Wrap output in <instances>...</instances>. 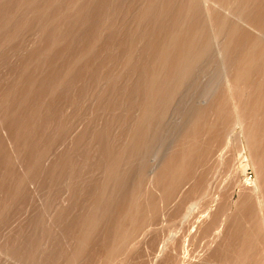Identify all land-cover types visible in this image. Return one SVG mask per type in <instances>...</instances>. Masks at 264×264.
<instances>
[{"label": "rangeland", "instance_id": "rangeland-1", "mask_svg": "<svg viewBox=\"0 0 264 264\" xmlns=\"http://www.w3.org/2000/svg\"><path fill=\"white\" fill-rule=\"evenodd\" d=\"M88 1L87 0L86 1L85 0L82 1L81 0H0V264H14L15 262L17 263L18 260L19 263L17 264H23V263L24 264H29V263L30 264H161L162 261L164 262L162 264H165V262L168 260L170 262L172 261V263L175 264H178L176 263L178 261L179 263L181 261L182 264L183 263L209 264L208 262L212 259V257L214 258L218 250L224 252V250L227 249L230 250L232 248L233 245L232 240L234 241L236 240V242L238 241L237 244L239 242L241 243V239H239V237H242V234L244 237H248L250 236L249 234H251V237L253 236L254 238L257 232H255L256 233L255 235L254 234L252 235V233L258 229L259 231L262 230L261 232H263V235L262 233L260 235L261 237H263L264 236V214H263L264 206L262 205L264 203H262L261 205L263 208L261 206L259 208V206H257L260 205L257 202V200L259 199L258 194L255 195L256 198L258 197L256 200L254 199L255 197L253 195L250 197L251 194L247 193L252 190L253 184L262 183V181L260 180V177L262 175H260L259 177L260 174L259 171H261V167H258V162H259L258 152L261 151H259V145L257 144V140L255 139V136L251 135L253 133L249 134L250 133L249 130L253 132L252 130H254V128L251 126L252 128L247 129L249 132L247 134H246L247 130H244L247 127V119H249L250 117L246 119L244 114L247 113V111H245L244 113V108H243L245 105L242 106L243 108L242 110V108H240L241 106H239L240 104L239 102L241 100L243 101L245 99L250 98V100H247L249 101L250 104V102L253 101L252 99L256 97L253 96L254 95V91H253L252 92L253 97L251 98V91L253 90V87L254 88L256 87L255 89H257L259 87L257 85L261 84L258 83L255 86L256 84L255 82H257L256 80H258L257 78H259L260 76L259 74L262 71L261 68H263L264 66L263 63L264 61H260L259 63L260 65L257 69H255L256 67L253 68L258 71L261 69L259 73L258 71L253 72V70L250 68L252 70L251 72L254 73L252 77V73L248 71L252 79L256 76L255 80L254 79L251 80V77H248L247 72H244L245 70L244 58H242L243 60L240 59L236 61L238 57H240V52H239L240 50L238 49H242V46L243 49H245L244 46H246L247 48L248 46L246 45L245 41H244L245 45H242L243 44L242 40L240 41L242 45L241 46L240 42L237 43L238 40L235 39L233 40L235 45L241 46V47L238 46L237 52L235 54L236 55L235 65L239 63L238 64L239 66L236 67L237 70L234 71L235 77L232 76V80H229L230 75L233 74L232 72L229 74V76H224L221 75V71L218 73L219 69L218 70L215 69L220 76H223L221 77L223 80L218 78L219 76L217 78L215 77L216 79L222 81L221 83L218 80V82H220L221 84L219 83L216 84L221 86L224 85L222 86V89L225 87V89H223L225 91L224 92L221 91L220 86L218 87L216 84L214 85L215 88L217 89L219 88L218 92L221 91V94H219V98L217 96L218 98L217 105L218 102L220 104L221 101L222 104L224 105L223 100L227 99L224 98L227 95L226 97H228L229 99V100L227 99V101L230 102L228 103L227 101H225V105L229 104L231 105L230 108L232 110L235 109L233 113H231L232 110H230L228 105L227 108H229L230 113L228 112L227 113L228 115L236 113V118L235 115H232V117L234 116V120L236 119V123L234 122V120L233 123L231 120L230 121L228 120L231 118V115H229L230 117H228L226 113L228 109H226V107L225 109L222 108V110H225V112L220 109L221 114L223 112L226 113L223 114L224 117L227 115L228 119L225 118V121L227 120L228 124L231 122L233 123L230 125L231 126L230 130H228L227 127L229 125L227 126L226 124L224 126V124L227 122L222 123L224 117L222 116L223 118L220 119L221 114L219 113L218 110L220 107L219 108L217 107L216 109L215 106V109L216 111H218L220 116L217 115L218 113L216 111L215 113L217 114L214 113V110L211 111V109L214 107L215 104L214 101L212 100V97H210L211 99H208L206 101L208 102L212 101L214 103L213 106L208 102L205 103L206 101L196 102L197 104H199L198 105L199 107L193 105L191 108L192 110L188 112L184 111L183 109L180 110L182 108V100L180 99L185 96V92H186L185 87L190 82L189 80H186L187 77L185 76L187 75L183 74L184 72L183 70H185L186 74H188V79L192 80L193 75L192 73L189 74V72L195 69L202 70V68L207 65L211 66L210 63L207 64L208 62H211V60H209L211 56H209L208 58V55L210 54L205 56L206 59H204L205 57L203 56L202 58L200 57V55L203 54V52L201 51L204 49L202 48V46L204 45L202 40H204L205 38H201L202 34L201 32H198L200 30L197 29L200 24H203L204 29H206L208 33L210 32L209 33L210 36L212 35L211 37L212 40L215 39V41L212 42L213 45H215L216 42L215 37L217 35L213 33H215L214 28L216 29L217 27V25H215L214 23H217V21L215 20V13L213 12L214 8L211 3L205 2V4H207L206 5L208 8L207 9L205 8L206 6L203 7L205 5L204 3L202 6L200 5L202 4V2H204L203 0L202 1L201 0H188V1L187 0H126L124 3H121L120 1H114L113 4L111 5L112 12L110 13L108 12L112 16L111 22L109 21L110 15L109 17L106 18V16H108V13L106 11L104 12L100 10L102 13L99 12L100 14H98L99 17L97 19H99V21L97 20L98 23L95 24V27L93 28L94 30L91 29L93 32L86 30L87 33L88 31L90 33V34L88 33L89 35L88 36L86 31L85 33H82L84 31H81V26H79L80 23H78L80 21L76 17L78 11L81 12L84 10L83 8L84 6H86L85 4H87ZM195 1L199 2L200 4L198 3L197 4L201 7L197 10L200 11L201 9V12H203L204 10L205 11L204 14L195 10V7L198 8ZM246 1L248 0H245V2ZM251 1L252 0H250V2ZM77 2H79L80 5H78L79 3ZM186 2H189V4ZM250 2L248 1L244 4L245 5L248 3L250 4ZM71 3L73 7L74 4L77 5V7L75 5L76 9L75 8L72 9ZM79 6L81 7L80 9ZM188 6L194 8V11L198 13L195 12L194 15L193 9L192 8L188 9ZM209 6H212L211 8H213V10ZM241 8L239 10H241ZM187 9L190 11V13L187 12L188 11ZM208 11L210 14L212 13L214 15L212 14L208 15L209 14ZM191 12L193 13V15ZM245 12H247L246 15H253V17L257 15L256 14L257 11L253 12V11L245 10ZM199 13H201V15L203 16H200ZM102 14H104L105 16H102ZM197 15L200 16L201 19L203 17L204 21H202L201 23L200 21H197V20H201L199 17L197 18ZM100 18L103 19V21L105 20L106 21L102 22ZM253 19L254 18L251 17L249 22H251ZM190 20H192L191 21L192 24L194 22L193 25L190 22L189 25H187L188 24L187 22ZM205 21H207V23H204ZM99 22L100 23L102 22L101 25L104 23V26H107V28L101 26ZM106 22L109 24V26ZM208 22L209 23L211 22L212 26L214 24V27L210 26ZM249 22H248L249 26H247L249 30L247 29V27H245L247 31H250L248 32L249 34L252 33V36L259 33L262 34L261 31L258 30L259 28L257 27L258 24H256V22L252 21L253 24L251 23L249 24ZM77 24L78 27H76ZM98 24L101 27H99ZM195 24H197V26ZM190 25L196 28H193L194 29L193 30ZM208 25L209 27H207ZM251 25H255L254 26L255 28L252 27ZM73 26L77 28V31H75L76 29L74 30L75 27ZM64 29L67 30L65 31ZM78 29H80V33H81L80 35L82 36L83 34L86 35L83 37L78 35L79 34ZM187 29L188 31H186ZM189 29L191 31H189ZM195 29L196 32L199 33V35L201 34L200 35L201 37L198 36V33L196 34L195 32L194 33L192 32L195 31ZM211 29H213V32ZM68 31L71 32L69 33ZM184 31L186 32L187 36L190 35L191 37L190 36L187 37L184 34ZM217 31L219 33V30ZM72 32H75L74 35H76V37L73 35ZM69 35L72 36L68 37ZM194 36L199 37V39L198 38L196 39V37ZM220 36L219 38L221 39V41L218 38L217 42L219 43L220 41V45H221L222 38L225 35H223L222 37ZM73 37L75 38L73 39ZM185 37L190 39L188 40L186 39L187 41L186 42L184 41ZM180 38L181 40H183V43L180 40ZM225 39L227 40L225 42H229L228 40L229 38L227 36L223 38V40ZM189 40H191V42ZM188 41H189V46L186 47L185 45H188ZM194 42L198 43L197 46L199 49H197L196 43ZM200 43L203 45H201ZM191 46L192 47L196 46V47L190 48ZM215 47H217V44ZM215 47H213V50H215L214 49ZM243 51L241 52L242 54ZM245 51L243 55L246 57ZM198 52L201 53L197 54ZM188 53L190 57L188 56ZM211 55H215V53H211ZM216 55L217 57H219L218 54ZM224 55L225 54H222V57ZM197 56H199L200 58L196 59L198 58ZM183 57L186 60V63H184L185 60L183 59ZM217 57H215V59ZM222 57L220 55L219 59L217 60H215L214 57H212L213 58L212 62L215 60L216 63H218L219 60L218 65L220 66L221 60L222 59L225 60L227 58V55L224 58ZM158 59L160 61L162 60L161 64H163L164 67L165 66L168 67L159 68L160 61ZM178 60L184 65L183 64L181 65V63ZM176 61L177 64L178 63L180 64L179 71L181 70V68H183V66L185 69L183 68L180 72H178L177 67L179 64L176 66L175 70L174 68H171ZM191 61H193V63ZM204 61L205 62L207 61L206 62L207 65L205 64ZM198 62L199 63L201 62L200 64L204 63V66L198 64ZM214 62L213 64H215L216 66V63ZM189 63L190 65H188ZM241 64L244 69L242 71L244 72V74L246 73L245 75H247L246 77L248 78V80L246 79V81L244 80L243 82L248 83L251 80L250 84L246 86L245 84L243 85L245 87L247 86L249 87L253 84V86H251L252 88L249 87L250 89H252L250 92L249 90L247 91V93H250V97H249L248 96L249 94L245 93L246 90L249 88L247 87L246 89L245 87H243L241 84L242 81L240 80L241 81L240 86L243 87V88L240 87L241 88L240 90L246 89L243 90L244 96L242 98H244L245 95L246 97L245 99H241L239 101L238 97L240 96L242 91L238 93L239 90L235 91L236 88L233 89V87L238 85L237 88L239 89V84H237L238 83L237 81L239 79H237L236 81L235 73L238 71L242 72L240 71ZM163 65H161L160 67H162ZM197 65L198 66L200 65V67L198 68ZM215 66L213 65L211 67H215ZM188 67L189 70L187 69ZM233 68H234L233 70L236 69L235 67ZM204 70L205 68L203 69V71H198V73L193 71V74L198 75L202 73V75H199L200 76L199 78L204 80L205 77L207 78L208 75L210 76V74H208V71L207 70L204 71ZM179 73L180 76L183 75L181 78L179 76ZM261 75L262 76L264 75L263 71ZM172 76L175 77V79L172 78L173 83H171ZM201 76L203 77L201 78ZM225 77L227 80L225 79ZM154 78L158 79L156 81L157 84L155 82L156 79L154 80ZM233 78H235V80ZM243 79L245 78L243 77ZM176 80L180 81L179 85ZM205 80H206L205 82H207L208 79ZM181 81H183L184 83ZM263 81L260 82L263 83ZM151 82L153 83L155 82V83L153 84ZM167 82L168 84H166L167 86H165L164 84ZM232 82L234 86L232 85ZM181 84L183 86H181ZM181 87L183 89L182 92H181ZM215 88L212 89L213 92ZM262 88L260 87L261 90ZM163 89H165V91ZM259 90L257 89V91ZM215 91L217 92V90ZM263 91L264 89L261 91L262 94L264 93ZM216 92L213 93L214 96L211 93V96H213V98L215 97V95L218 94V93L215 94ZM174 93L178 95V98L176 94L174 96ZM256 93L257 92L255 91V94ZM258 93L260 94V91ZM170 94H173V96L171 95L170 97ZM263 96L260 95L258 97L262 98ZM165 97H168L169 99ZM222 97L224 99L220 100ZM258 97H257V101L258 100L261 101L262 99L264 100V98L260 100L258 99ZM25 99L28 101L26 102ZM164 99L167 100L164 101ZM172 99H177V100H172ZM254 100L256 101V99ZM30 101L31 102L33 101L32 104L30 103ZM162 102L165 103V105ZM168 102H171V104L169 105ZM175 102H178L177 105L175 104ZM241 103L246 104V101H243ZM34 104H36V106H34ZM222 104H220L219 106L224 107L225 105L223 106ZM249 104L247 102V105L245 107L250 106ZM251 104L253 105L254 102ZM262 104L264 105V103ZM175 105L178 107H176ZM28 106L31 108L29 109ZM38 106H40L42 111L41 109L39 110ZM258 106L261 109V104H258ZM194 107H196V109L199 108L200 116L198 115V117H201V114L204 113L203 111H205V113L202 116L204 117V119L207 118V120H203V117L198 118L201 120L196 119L197 114L199 113H197L198 110L195 111V109H193ZM250 107L251 108H245L249 110L248 111L249 113H247L246 116L250 115V109H252L251 111H253L252 106ZM262 107L264 108V106ZM167 108H168V112L166 111ZM172 108L175 110H173ZM259 108L257 107L258 117L260 116L259 114L264 115L263 113L264 109H262L263 112L261 113ZM28 109L32 114L29 113V111H27ZM33 109L34 111L36 110L35 114H33L34 112ZM193 110L196 112L195 113L196 118L190 120L194 117V113L192 114L193 116L191 115V112H194ZM164 112L166 113V115H164ZM237 112H243V114L238 113L240 115L239 116ZM159 113L161 115H159ZM170 113H175V114L172 115ZM184 113L185 115L187 113V115L184 116V120H181L182 119L181 116H183ZM252 115L250 116L252 117ZM145 116L147 118H145ZM179 116L181 119L179 118ZM188 116L190 119L188 118ZM163 117L165 120L162 119ZM167 117L168 120L166 119ZM240 117L241 118L243 117L244 120L246 119L245 120L246 127L243 124L244 120L242 123H240L243 119V118L241 119ZM255 117L256 116L252 117L253 121L254 120L257 121L261 119V117L260 118L256 117L257 119L256 120ZM173 118H175V120ZM238 118L241 120H239ZM263 119L264 118L262 116L261 120ZM250 121L249 123L252 122ZM25 123L28 124L26 125ZM256 123L257 122H255V126ZM261 123L257 125L261 126ZM221 124H223L224 126L222 133L228 130V132L227 131L225 132L226 135L224 133L221 134L220 132L222 130V129L220 130V128H222ZM262 124L264 127V123ZM251 125L254 126L253 122ZM210 126L220 127L218 129L220 131H217L215 127H214L215 129L214 128L211 129ZM163 127H167V128H163ZM169 127H171L170 129L171 131H169ZM249 127L250 125L247 128ZM30 128L32 129L33 132L31 131ZM225 128L227 129L225 130ZM29 129L31 132L29 131ZM212 130L214 131L216 130L217 135L220 132L219 134L220 136L218 135L220 138L221 136L223 137V139L225 137L227 151H225L226 148L224 150L223 147L225 145L224 140H221L222 139L221 138L220 139L221 141H219L221 143H219L217 140L219 139L217 138L218 136H216L217 139L215 138V140H217V143L213 138L214 144L217 145L213 147L214 145L213 142L211 144L212 146L210 145L211 142H208V140H210V138L213 137L211 133ZM25 131L26 132L29 131V133H26ZM176 131L177 133H175ZM214 131H212L213 134ZM162 133H164L163 137H162ZM172 134L175 137L177 136L176 138L178 139L177 140L175 139L177 144L173 139L175 137L172 138L171 136ZM247 135H249V137L250 135L254 137L253 139H255L256 141L255 146L258 148V149L256 148V150H258L256 152L257 155L253 154L256 151L254 150L255 146H251L250 148V145H254L251 144L254 143V141L251 142L250 140H253L252 137L248 138ZM183 136H185V138L186 136L187 138L191 137V141L192 139H194L193 141L196 140V142L192 141V143L194 144H191L189 140L187 138L184 139ZM165 138L168 139L167 143L170 140L171 141L167 144L168 147L164 146L163 149H161L162 146L160 147V139H165ZM184 140H188V142L186 141L187 142L186 145L182 144L183 142L185 144ZM248 140L250 141V144H248L249 142ZM210 141H212V139ZM170 143L172 146H174L173 150H172V146L171 145L169 146ZM220 144L221 146L223 144L222 148H220ZM141 145L142 147H140ZM138 146L140 148H138ZM143 146L146 147V149ZM154 146H156V148ZM142 148H144V151ZM147 148L149 149V151ZM216 148L217 149L220 148L221 151L218 152ZM150 149L153 150L151 151ZM190 149L192 151L194 150L193 152L195 153L196 151L198 152L196 154L191 153L193 155H190V157L191 156L194 157L193 158L194 161L193 159L192 160L189 159L190 158L188 157L189 155L187 156V154L188 153L190 154L191 152ZM213 149L215 150L214 152L215 154L213 153ZM222 149L226 152V154L225 152H223ZM157 150L159 151V153ZM207 151L209 154H207ZM182 152L183 153L185 152L186 155L184 156L188 157V160L193 161L191 164L195 162L194 163L196 165L195 168L198 169L196 171H204L205 174H202L203 172H200L201 174L199 172L198 174L194 172L195 168L191 164L190 167L192 166L193 170L191 168L187 171V169L189 168L188 167L189 164L186 166V164L182 162V160L184 161L185 159V158H181V156L183 155ZM204 152L208 155L206 156V158L211 155V152L212 155L214 154L215 156L216 153H218L219 155L220 153H222L223 155H220L223 156L222 158L221 157L219 158V156H217V158L220 159V161L218 159L220 165H218L215 156L214 158H211L212 157L211 155L209 159L208 158L205 159L204 155L206 154H204ZM121 153L122 155H120ZM144 153H146L145 154L146 156H144ZM162 153L163 155H161ZM157 155H161V156L157 157ZM122 156L123 158L120 159ZM135 156L138 157L143 156L142 157L143 160L142 158H138ZM254 156H256V160L253 159ZM144 157H146L147 159H144ZM223 159L225 160V162L227 160V162L224 163ZM144 160L148 162L150 160L151 162L147 163L148 165L147 164L145 165L144 163L146 162ZM155 160H157L156 163H152L155 162ZM221 160H223L222 163H220ZM136 161L138 162V164ZM190 161L188 162L190 163ZM203 161L206 162V164H208L209 162V164L205 166H208V168L210 169H213L212 164H217L218 166L217 167L215 166L216 168L215 170H213V172L216 171L217 174L218 173L217 169H219L222 171V172L219 171L218 174L219 176L220 174L222 175L226 174V175L225 176L221 175V181H218L220 180V178L218 177V175L215 174V172L213 173L211 170V174H210L207 167H205L207 169H202L203 168L202 165L205 164V163L203 164ZM212 161H215V163H213ZM254 161H256L257 163L256 162L253 163ZM183 164L184 167L186 166V171L189 173V171L191 170L192 174L191 171H190V175L187 176L186 174L183 175L182 173L181 174L179 173V170L181 172L183 169H185L183 166H180ZM255 164L260 169L259 171L257 170V167H255ZM137 166L139 168H137ZM259 166H261L260 163ZM141 167L143 168L141 169ZM180 167H183V169L182 168L179 169ZM133 171L134 173H132ZM183 172L186 173L184 170ZM257 172H258V176H257ZM207 173H209L210 176ZM206 174L208 177V179L206 177L207 180H205L204 178ZM177 175L180 176L181 178L177 177ZM199 175L202 176L204 175L203 177L204 180L202 176L199 177ZM215 175L218 179L215 177ZM189 176H191L192 180H190ZM187 177L190 180V182L188 181ZM211 177L212 178L214 177V180L213 181L210 180L212 181L210 183V181L208 182V180L211 179ZM178 178H180L182 181L180 182V179ZM198 178L200 179L199 180L200 182L198 181ZM256 180L259 182H256ZM192 181L196 185L193 184ZM204 181L207 183H205ZM182 182L183 183L185 182L184 185H188V186H183ZM186 182L188 183L186 184ZM196 182L201 183V185ZM213 182L214 183L217 182V184L215 183L216 185H214ZM208 183L211 185L212 189L210 188V186H208ZM212 183L214 186H216V188L217 187L220 188V190L217 189L216 191L215 187L213 188ZM197 184H199L200 186ZM174 185H176V187ZM191 186H193L192 187L193 191L197 190L196 186H199L200 188H203L204 186V188L205 189L207 188L206 190H209V192L208 191L206 192L205 189L201 190L199 189V187H197L198 192L205 191L201 194L202 196H200L201 198L200 199L199 198L200 193L197 194L196 193L197 191H195V194L194 192L191 193L190 191ZM222 187L224 189H221ZM244 187H246V189L248 190L251 188V190L245 192ZM168 189L170 190V193L169 191H167ZM183 189L184 191H186V193L187 190L189 189L188 192L190 191V193L194 194L195 196L194 195L190 196L189 195L190 193L189 194L187 193L189 195L188 196L189 198H187L186 193L181 192L183 191ZM241 189L244 192H242ZM223 190L226 191V193H228L226 194V196H224L225 192L224 194L223 192L221 194L220 191ZM245 193L248 194L247 198H250L249 200L247 199V201L251 202L252 199H254V201L257 202V204H254V206L249 204V206L251 205L250 207L248 206L249 209L251 207H252L251 209H253L254 207L257 206L253 210H256L257 208L263 210L261 211L263 212L262 213L263 215L258 211V209H257L258 213L255 211L257 214H260L263 217L254 214L255 212L253 210H249L248 207H246L248 204H246V206L242 205L243 203L240 200L245 199L244 198ZM251 193L254 194V191L253 192L251 191ZM204 194H206V196L208 194L207 196L208 198H204L206 197ZM242 194L244 196H242ZM222 195L224 196V198ZM225 197H228L227 202L229 204H227V202H224L226 200ZM196 198L198 199V201L200 200L198 204L196 203L197 202ZM185 199H187V201ZM220 199L222 200L220 201ZM182 200L186 201L185 206L184 205L181 206L183 202ZM262 200L264 201V198ZM174 201L176 204H174ZM193 201H195V204L197 205H194ZM244 201L245 203H247L246 199L243 200V202ZM177 202L179 204L181 203L180 205L181 208L182 207L185 208L184 212H186V205H188L189 207L191 202L193 203L191 204L193 206L190 205L191 206L189 207L190 209H188L187 207L188 210L187 212L190 213L187 215L188 216L187 221H185L186 219L185 213L182 214V211H180L181 208H179V211L184 216H182L179 212L178 216L181 217L178 216L175 217V214H177L175 211H177L179 207L176 206ZM221 202H224L226 204L224 203L221 204ZM238 202L241 205V207L244 206L246 208V209L244 208L246 211L241 208L243 211L240 212V209L237 208L239 206ZM208 203H210L209 204L210 206L208 205L209 208L206 207ZM174 205L177 207V209L176 207H173ZM119 206H120V211H119ZM164 206H166L165 207L166 211L162 210ZM167 206H169V208L172 210V213L175 210L174 214L169 213L174 219L167 213H165L167 214V216L164 215V212H167V210L169 209ZM150 207L151 208L153 207L152 208V210L154 209L153 212L156 213L157 211H161L163 215L159 212H158L159 215L158 213L157 214L150 213L152 212V210L150 211ZM157 208L160 210H158ZM92 209L93 210L95 209V212ZM200 209L203 211H200ZM237 209L239 210L237 211ZM90 210L92 211V213ZM181 210H183V208ZM244 211L246 212V214ZM137 212L138 213L141 212V214L140 213L138 214ZM247 213L249 215H247ZM152 214L155 217L152 216ZM252 214L258 216L259 218L261 217L260 219L262 218L263 219L262 220L255 219L256 217L251 216ZM140 215H143L145 218H147V220L148 219L150 220V221L148 220L149 224L147 220H145V222H147V226L145 225L144 221H141L143 218ZM156 215L157 216L161 215V218L158 217V219L160 223L162 222L161 223L162 225L159 223L158 220H156L157 219ZM235 215L236 216L239 215L238 218L240 217L242 222L240 221L238 223H241L242 227L244 225L242 229L244 230L246 229L247 231L248 230L250 231L251 229L254 228L253 231H250L251 233L248 234V232L246 231L245 233H241L240 232L241 227L240 230H237L239 229V224L237 223L238 219L234 218L236 217ZM139 217H141V219H139ZM182 217H185V219H183ZM176 218L177 219L181 218V220L179 219L175 221ZM215 218H220L219 220H221L222 222L221 221L218 222V220ZM214 219L217 221V224L219 226L218 229L216 225H213L216 223ZM233 219L237 221H234ZM155 220L158 221V223ZM170 220L173 222H169ZM190 220L192 224L188 223L190 222ZM213 220L215 223L210 225V223H212ZM183 221H185V223ZM150 222L153 225H150ZM178 222L180 224L183 222V224L180 225ZM233 222L236 223L234 224ZM91 223L94 226L97 225V227L95 226L96 228H94V226H92ZM166 223H168L170 227H168ZM155 225L157 226V228H155L156 227ZM164 225H167L166 227H168V229L166 227L165 229H162V227L164 228ZM212 225L216 229L213 228ZM91 226H92V231L90 230ZM207 226L210 227L209 228L210 231L211 229L212 230L214 229V231H211L212 233L208 230L205 232V230L208 229ZM236 226L238 227L234 229H236V232L238 233L240 232L239 234L234 232L235 230L232 229L233 227ZM99 228L102 230H100ZM191 228L194 230H192ZM98 230L101 231L99 232V235H98ZM133 230H137L136 233L135 231L133 232ZM93 231H95V233ZM202 231L203 233L204 232L206 233L205 236H202L205 234V233L201 234ZM259 231L258 234L260 233ZM108 232L109 233L111 232L112 234L111 240L109 239L110 234ZM208 232L209 234L211 233L210 234L211 236L210 235L207 236ZM106 233L109 239L108 243H110V245H107V243L105 244V242L108 241L106 237ZM116 233L121 235L123 233L124 238ZM232 233H234L233 234L234 236L232 235ZM246 233L248 234V236ZM94 234L95 235L97 234L98 237L95 236ZM113 235H115L116 237H114ZM175 235L178 237L177 239ZM260 235H258L259 236V238L257 237L258 239L255 237L254 240L255 243L257 242L256 239L258 241L261 240ZM132 236L136 238L134 239L132 238ZM160 236H163V239ZM201 236L203 237V241L204 239L206 240L207 237L208 239L213 237V239L211 238L210 240L207 239L208 240L207 242L205 241L206 244L209 243L208 244L209 247L207 246L208 249L206 248L205 242L204 244H202L203 242L201 241L200 238H198V240L200 241L197 240V237H201ZM82 237L86 242L83 245L82 243L84 241L80 240ZM91 237H93L92 240ZM120 237H122L123 239H121ZM87 238L89 239V242L88 240L86 241ZM102 238L104 239L105 242L102 240ZM127 238H129V240ZM214 238L216 241L213 243L212 241L214 240ZM237 238L239 240H237ZM244 239L250 241V238L249 239L244 238ZM262 239H264V237ZM95 240H99L98 243ZM124 240H127L129 245L126 241L124 243ZM149 240L154 244L153 243L151 244ZM162 240L166 242H163ZM251 240L253 241L252 238ZM159 241H161L162 243H160ZM170 241H172V244L169 243ZM178 241H181V243L184 242V244L182 245L181 243H179L180 244L179 245L177 244ZM210 241L214 245H212ZM234 241L233 243H235ZM262 241L264 243V240ZM95 242L97 243V245L99 243L100 244L103 243L105 245L102 244L101 246L103 247L101 248L99 244V246L97 247L95 246L96 245ZM113 242H115L116 245ZM158 242L160 244L159 248L158 245H156V243ZM174 242H176L175 245H177V248L175 247ZM199 242L202 243L198 244ZM227 242L228 243L231 242L230 244H232L230 245V249ZM242 242H244L243 244H245V240H243ZM253 242L250 241L248 245L250 243H252V245L255 244ZM261 242H257V244L258 245L259 243L262 244ZM164 243L165 246L167 245V247L164 246ZM170 244L174 246L175 249L170 248L171 247ZM237 244L235 243L234 245H236L238 248L234 246L236 249L233 248L231 250L238 249V251H240L239 248L241 247ZM114 245L116 248L114 247ZM126 245L129 246L127 247L128 249L126 248ZM147 245L153 246L154 248H156L158 252L155 249L151 248L152 249L151 250L152 253H151L150 247H148ZM161 245L165 248V249L163 248L164 250L160 249L162 248L160 247ZM168 245H170V247H168ZM181 245L185 249L183 247H182L183 249H181ZM186 245L188 246L186 247ZM200 245L203 246L204 248L202 247V249L198 250V248L201 247ZM252 245H251L252 247L251 249L254 248L255 250L254 246L256 244L253 246ZM258 245L256 247L257 253L253 252L256 254L254 255L255 259L253 258V260L249 259L248 256L250 255L251 252V249H249L250 246L247 247L249 251L247 250L246 247H243L244 245L242 246L243 248H246L244 249V252L245 250L249 252V254L248 255L246 254V256L243 251L242 253L241 251L240 253L238 251H236L235 253L237 254L238 252V254L241 257L242 255H244V257L242 258H246L248 256L246 260L249 259L251 261V262L248 261L249 264L250 263L255 264L254 261H256V263L258 262L259 264L260 263L259 260L262 261V259L259 258L263 257V261H264V256L259 257V253H261L262 250H264V247L262 246L264 244L260 245L259 247ZM77 247L79 248V250ZM111 247L113 248L110 249ZM218 247H222V249H219ZM86 248L89 249L87 250ZM99 248L101 249L99 252H97ZM167 248L169 250L173 249L172 250L173 252L171 251L166 252L168 250ZM223 248H227V249H223ZM259 248L262 249L260 250ZM176 249L178 250L175 252L174 250ZM29 250L32 251V253L28 252ZM118 250L120 251L117 252ZM201 250L203 251L201 252ZM206 250L208 252H206ZM215 250L216 252L214 253ZM228 250L226 251L227 255L229 253L232 254L231 250L230 252ZM21 251L26 254L22 253ZM81 251L83 252L81 253ZM105 251L107 254L104 253ZM160 251H164V252L162 253ZM221 251L218 252L220 253ZM89 252H91V254ZM110 252L111 254L108 255V253ZM121 252L124 254L126 253L127 256L122 254ZM205 252L207 254H205ZM83 253H85V255ZM102 253L105 255H103ZM115 253L116 254L119 253L117 254L119 257H117ZM154 253H156L157 255ZM196 253L197 254L199 253L198 256L200 255L199 256L200 259ZM224 253H221V255ZM235 253L233 251V254L231 256H233ZM253 253H251L252 256ZM27 254L29 255L28 257ZM32 254L34 255V257L32 256ZM162 254L164 255L163 257ZM169 254L170 255L175 254L173 256L176 257L178 255V257L175 258L171 256L172 258H174V260L173 259L170 260V258L167 257L170 256ZM212 254L213 256H211ZM230 254L228 256L224 255L225 257L219 256L220 254H216V256L217 255L219 256V257H215L217 258V261H219V263L216 261L217 264H220V262L221 264L222 263L228 264V262L231 264H236V263L239 264L237 260L236 261L232 260L234 259V257H231ZM114 255L116 257H114ZM239 255L238 257L241 260V257ZM262 255H264V251L262 252ZM21 256H23L24 259ZM106 256L107 258L104 259V257ZM120 256H122L121 259ZM160 256L163 259L159 258ZM229 256L231 259L229 258ZM111 257L113 258L111 259ZM154 257H156L157 259L159 258L160 260H157L156 258L153 259ZM220 257L221 258L223 257V259L225 258L224 260L225 263L222 259L220 260H222L223 262L219 260ZM226 257H228L230 261H226V259H228ZM33 258H34L33 261L27 263L29 260ZM177 258H179L180 260L179 259L177 260ZM207 258L209 259V261L207 260ZM215 258L213 259L214 261L211 260L210 263H212V261L213 263H216ZM108 259H110L111 261H109ZM235 259H237V256ZM205 260H207L208 262L205 263L204 262ZM240 260L239 262H241ZM157 261H161V262L159 263ZM170 262L168 263L171 264Z\"/></svg>", "mask_w": 264, "mask_h": 264}, {"label": "bare ground", "instance_id": "bare-ground-1", "mask_svg": "<svg viewBox=\"0 0 264 264\" xmlns=\"http://www.w3.org/2000/svg\"><path fill=\"white\" fill-rule=\"evenodd\" d=\"M81 1H82V0H81ZM85 1H86V0H85ZM87 1H88V0H87ZM98 1H99V2H98ZM98 1H97V0H91V1H88L89 3L87 2V4H85L86 6H84V8H83L84 10H83V11L80 10L81 12L78 11V13L76 14V17H77L78 20L80 21V22H78V23H80L79 26H81V31H84V32H82V33H85L86 30L92 31L91 29H93V28L95 27V24L98 23L97 20L99 21V19H97V18L99 17L98 14L102 13L101 11H104V12L106 11L107 13H108V12H109V13L112 12V11H111V9H112L111 5L113 4L114 1H120L121 3H124L126 0H101V1L98 0ZM187 1H188V0H187ZM201 1H202V0H201ZM203 1H204V2H202V4H200L199 2H196V1H195V2H196V5L198 6V8L195 7V10L198 11L197 9L201 8L198 4H200V5L202 6L203 3L205 4V2H207V3H208V2L211 3L212 6H213V8H214V10H213V8H211L212 6H209V7H210V8L213 10V12L215 13V20L217 21V23H214V22H213V23H214L215 25H217V27H219V28H217V27H216V29L214 28L215 33H213V34H215V35H217V36L215 37V38H216L215 45H213L212 42L215 41V39L212 40V38H211L212 35L210 36V34H209L210 32L208 33L207 30L204 29L203 24H200V25H199V24L197 23V24L199 25L197 29L200 30V31H198V32H201L202 37L200 36L201 34L199 35V33L196 32V29H195V31H192V32H193V33L195 32L196 34L198 33V36H200L201 38H205L204 40H202V42H203V44H204L205 46H204L203 44L200 43L201 45L204 46V47L202 46V48H204V49L201 51V52H203V54L200 55V57L202 58V56L205 57V56H207L208 54H210V55H208V58H209V56H211V57L209 58V60H211V62H212V59H213L212 57H214V59H215V57H217L216 54H218L219 57H220V55H221V57H222V54H225L222 58H224L226 55H227V58H226L225 60H223V59L221 60V59H220V60H221V62H220V66L218 65L219 60H218V63H216V61H215V60L219 59V57H217V58L214 60L215 62L213 61L214 63H216V66H215V64H213V62H212V63H211V62H208V63H207V64L210 63L211 66L214 65L215 67H211L210 65H207V64H206V62L209 61V60H207L206 62L204 61L205 64H206L207 66L203 67L202 70H198V69L196 70V69H195L196 66H195V68L193 67V68L195 69V70H193V71H195V72H197V73H198V71H203L204 68H205L204 71H206V70L208 71V74H210V76L207 74L208 77H207V78L205 77V79H208L207 82H205V81H206L205 79L202 80V79L199 78V77H200L199 75H202V73L197 75V74H193V71L189 72V74L192 73V75H193V77H192L193 79L190 80V79H188V74H186L185 70H183L185 73L182 71L184 75H187V76H185V77H187L186 80H189L190 82L188 81L189 84L185 87V88H186L185 96L182 97V98L180 99V100H182V108H181L180 110L183 109L184 111L188 112V111L192 110L191 108H192L193 105L199 107V106H198L199 104H197L196 102H205L206 100L211 99L210 97H212V100L214 101V103H215L216 105H215L212 101H211V102H210V101H209V102H208V101L205 102V103H207V102L210 103L212 106H213V104H214V107H213L214 109L212 108L211 111L214 110V113H215L217 107H218V108L220 107V108L218 109V110H219V113H220V109L222 110V108L225 109V107H226V109H228V110L226 111V113H227V112L230 113L229 108H230L231 105H229V104H226V105H225V101H227V99H228V97H226L227 95L224 97V98H227V99L223 100V99H224L223 97L220 99V100H223V103H224L225 106L222 104V101H221L220 104H222L224 107L219 106V105H220L219 102H218V105H217V101H218V98H219V94H221V91H224L223 89H225V87L222 89V86H224V85H222V86H221V85H217L218 83L221 84L222 81H220L219 79H216V78L219 76L218 78L222 79L221 77H223V76H220V75L218 74L220 71H221V75H224V76H229V74L232 72L233 74L230 75V79H229V80H232V76L235 77V76H234V71H236V70H237L236 67L239 66V65H238L239 63L236 64V65H235V63H236V61H238V60H240V59L243 60L242 58H244V63H245V66H246V67L244 66V68H245V70H244L243 67H242V64H241V65H240L241 70H240V68H239L240 71L244 70V72H247L248 77H251V75L248 73V71H249L250 73H252V77H253V74H254L253 72H257V71H258V70H255V69H257V68L259 67V65H260V64H259L260 61H264V0H254V1L252 0L251 2H253V3H251L250 0H248V1L250 2V4L248 3V4H246V5H245L244 3L248 2V1L245 2V0H241V1H240V0H239V1H237V0H203ZM79 2H80V1H79ZM79 2H77V3H79ZM239 2H240V3H239ZM80 3H81V2H80ZM80 3H79L78 5H80ZM186 3L189 4V2H186ZM191 3H192V2H191ZM197 3H198V4H197ZM81 4H82V3H81ZM99 4H101V5H99ZM194 4H195V3H194ZM242 4H243V5H242ZM71 5H72V3H71ZM75 5H76V4H74V7H73V5H72V9L75 8ZM190 5H191V4H190ZM196 5H193V6H196ZM206 5H207V4H205L203 7H205ZM209 5H210V4H209ZM76 7H77V5H76ZM238 7H239V8H238ZM241 7H242V8H241ZM80 8H81V7L79 6V9H80ZM191 8H192V7H189V6H188V9H191ZM205 8H207V6H206ZM240 8H241V10H239ZM75 9H76V8H75ZM75 9H74V10H75ZM77 9H78V8H77ZM188 9H187V10H188ZM192 9H193V11H194V8H192ZM207 9H208V8H207ZM100 10H101V11H100ZM245 10H246V11H253V12L257 11L258 13L256 12V14H257V15H255L256 17H255V16L253 17V15H246L247 12H245ZM169 11H171V10H169ZM196 11L193 12L194 15H195V12H196ZM99 12H100V13H99ZM187 12L190 13L189 10H188ZM198 12H201V9H200V11H198ZM198 12H196V13H198ZM204 12H205V11L203 10V12H201V13L204 14ZM210 12H211V11H210ZM243 12H244V13H243ZM107 13H106V14H107ZM109 13H108V16H106V18L109 17V15H110V17H109L110 20H109V21L111 22V18H112V16H111V14H109ZM191 13H192V12H191ZM193 13H192V15H193ZM201 13H199V15H200V16H203V15H201ZM206 13H207V11H206ZM208 13H209V11H208ZM104 14H105V13H104ZM104 14H102V16H105ZM171 14H172V12H171ZM187 14H188V13H187ZM211 14H212V13H211ZM211 14L209 13L208 15H211ZM244 14H245V15H244ZM248 14H249V13H248ZM212 15H214V14H212ZM100 16H101V15H100ZM200 16L197 15V18L199 17V18L201 19ZM188 17H189V16H188ZM190 17H191V14H190ZM204 17H205V15H204ZM211 17H212V16H211ZM251 17L254 18L252 21H253V22H256V24H258V26H257V27L259 28L258 30L261 31L262 34L259 33V34H256V35H253V36H252V33H250V34L248 33V32H250V31H247V29L249 30V28H248L247 26H249V25H248V22H249V20L251 19ZM101 18H102V17H101ZM101 18H100V19H101ZM109 18H108V19H109ZM192 18H193V17H192ZM194 18H195V17H194ZM197 18H196V20H197ZM206 18H207V17H206ZM208 18H210V17H208ZM213 18H214V17H213ZM190 19H191V18H190ZM78 20H77V21H78ZM101 20H102V22H105V21H106L105 19H104L105 21H103V19H101ZM212 20H213V19H212ZM191 21H192V20L188 21V22H187V23H188L187 25H189V22L191 23ZM193 21H194V20H193ZM197 21H200V23H201L202 21H204V19H203V17H202L201 20H197ZM207 21H208V19H207ZM207 21H205L204 23H207ZM209 21H210V20H209ZM213 21H214V20H213ZM252 21L249 22V24H250V23L253 24ZM102 22H101V23H102ZM107 22H108V20H107ZM107 22H106V23H107ZM182 22H183V21H182ZM195 22H196V21H195ZM211 22H212V21H211ZM211 22H210V23L208 22V23L210 24V26H212V25H211V24H212ZM99 23H100V22H99ZM101 23H100V25H101ZM106 23H105V24H106ZM185 23H186V22H185ZM185 23H184V24H185ZM107 24H108V23H107ZM191 24H192V23H191ZM193 24H194V22H193ZM193 24H192V25H193ZM197 24H195V25L197 26ZM214 24H213L212 27H214ZM256 24H255V25H256ZM98 25H99V24H98ZM100 25H99V27L104 26V23H103L101 26H100ZM192 25H190V26L192 27ZM201 25H202V26H201ZM204 25H207V24H204ZM255 25H251V26L254 27ZM96 26H97V25H96ZM108 26H109V24H108ZM190 26H189V28H190ZM69 27H70V26H69ZM73 27H75V26H73ZM73 27H71V28H73ZM76 27H78V24H77ZM76 27L74 28V30L76 29L75 31H77V28H76ZM104 27L107 28V26H104ZM104 27H103V28H104ZM186 27H187V26H186ZM207 27H209V25H208ZM207 27H206V28H207ZM245 27H247V29H246ZM64 28H65V27H64ZM96 28H98V27H96ZM108 28H109V27H108ZM193 28H196V27L193 26L192 29H193ZM210 28H211V27H210ZM210 28H209V29H210ZM254 28H255V27H254ZM185 29H186V28H185ZM209 29H208V30H209ZM225 29H226V30H225ZM64 30H65V29H64ZM66 30H67V29H66ZM66 30H65V31H66ZM69 30H70V29H69ZM93 30H94V29H93ZM193 30H194V29H193ZM211 30H212V32H213V29H211ZM211 30H210V31H211ZM217 30H219V33H218ZM256 30H257V29H256ZM78 31H79V34H78V35H80V34H81V33H80V29H78ZM89 31H88V33H89ZM170 31H171V30H170ZM186 31H188V29H187ZM189 31H191V30L189 29ZM254 31H255V30H254ZM68 32L70 33L71 31H68ZM68 32H67V34H68ZM92 32H93V31H92ZM216 32H217V33H216ZM72 33H73V35L75 34V32H72ZM86 33H87V31H86ZM88 33H87V35H88ZM171 33H172V32H171ZM171 33H170V34H171ZM188 33H189V32H188ZM190 33H191V32H190ZM224 33H226V34H224ZM64 34H65V32H64ZM76 34H77V33H76ZM89 34H90V33H89ZM182 34H183V33H182ZM184 34L187 36V34H186L185 31H184ZM218 34H219V36H220V35H222V36L225 35L224 37L227 36V37L229 38V39H228L229 42H225V41H227V40H226L227 38H226L225 40H223V38H224V37H223V38H222V43H223V44L221 43V45H222V46H221V45H220V41H221V39L219 38ZM85 35H86V34H85ZM85 35L83 34V36H85ZM178 35H179V34H178ZM180 35H181V33H180ZM180 35H179V36H180ZM194 35H195V34H194ZM249 35H250V36H249ZM258 35H259V36H258ZM260 35H261V36H260ZM71 36H72V35H69L68 37H71ZM74 36L76 37V35H74ZM80 36L83 37L82 35H80ZM80 36H77V37H80ZM88 36H89V35H88ZM90 36H91V35H90ZM189 36H190V35H189ZM189 36H187V37H189ZM192 36H193V35H192ZM203 36H204V37H203ZM213 36H214V35H213ZM222 36H220V37H222ZM256 36H258V37H260V38H258V37H256ZM75 37H73V39H74ZM86 37H87V36H86ZM86 37H85V38H86ZM183 37H184V35H183ZM190 37H191V36H190ZM194 37H196V36H194ZM253 37H254V38H253ZM255 37H256V39H255ZM261 37H262V38H261ZM197 38L199 39V37H196V39H197ZM201 38H200V39H201ZM213 38H214V37H213ZM218 38L220 39V41L218 40L219 43L217 42V39H218ZM239 38H240V40H239ZM183 39H184V38H183ZM186 39L188 40V39H190V38H186V37H185V40H184V41H186ZM193 39H194V38H193ZM235 39L238 40L237 43L240 42V41L242 40V43H243L242 45H245L244 43L246 42V45L248 46V48H247L246 46H244L245 49H243V46L241 45V42H240V45L242 46V49H238V50H240L239 52H240V57H241V58L238 57V59H237L236 61H235V59H236V55H235V54H236V52H237V48H238V46H240V45H238V46L235 45V43L233 42V40H235ZM180 40H181V38H180ZM181 41H182V43H183V40H181ZM189 41L191 42V40H189ZM189 41H188V45H185V44H184L186 47L189 46ZM192 41H194V40H192ZM223 41H224V42H223ZM244 41H245V42H244ZM186 42H187V41H186ZM186 42H185V43H186ZM192 43H193V42H192ZM194 43H196V42H194ZM237 43H236V44H237ZM190 44H191V43H190ZM197 44H198V43H196V46H197ZM216 44H217V47H215ZM191 45H192V44H191ZM192 46H193V45H192ZM192 46H191L190 48H195V47H196V46H194V47H192ZM241 46H240V47H241ZM213 47H215L214 49H215L216 51L213 50ZM240 47H239V48H240ZM200 48H201V46H200ZM246 48H247V50H246ZM197 49H199L198 46H197ZM195 50H196V49H195ZM241 50H242V51H243V50H244V51L246 50V51H245V52H246V53H245L246 57L243 55V54H244V51H243V54H242V53H241V52H242ZM198 51H199V50H198ZM201 52H198L197 54H199V53H201ZM216 52H217V53H216ZM211 53H215V55H211ZM237 54H238V53H237ZM185 56H186V55H185ZM188 56H189V53H188ZM237 56H238V55H237ZM189 57H190V56H189ZM197 57H198V58H196V57H195V58H196V59H199V58H200L199 56H197ZM192 58H193V57H192ZM208 58H207V59H208ZM183 59H184V57H183ZM183 59H182V60H183ZM190 59H191V58H190ZM204 59H206V57H205ZM204 59H203V60H204ZM158 60H159V59H158ZM184 60H185V59H184ZM184 60H183V61H184ZM193 60H195V59H193ZM159 61H160V60H159ZM159 61H158V62H159ZM161 61H162V60H161ZM161 61H160V66L163 65V64H161ZM178 61H179V60H178ZM183 61H182V62H183ZM187 61H188V60H187ZM199 61H200V60H199ZM224 61H225V62H224ZM158 62H157V64H158ZM165 62H166V61H165ZM165 62H164V63H165ZM179 62H180V61H179ZM191 62L193 63V61H191ZM191 62H190V63H191ZM201 62H202V61H201ZM201 62H200V63H201ZM239 62H241V61H239ZM155 63H156V62H155ZM162 63H163V62H162ZM180 63H181V62H180ZM184 63H186V60H185ZM187 63H188V62H187ZM190 63H189L188 65H190ZM200 63L198 62V64H200ZM263 63H264V62H263ZM178 64H179V63H178ZM178 64H177V61H176V62L174 63V65H173V66H175V67H173L172 65H170V66H172L171 68H174V70H175V68H176V66H177ZM182 64H183V63H181V65H182ZM194 64H195V62H194ZM196 64H197V62H196ZM212 64H213V65H212ZM261 64H262V63H261ZM167 65H168V64H167ZM183 65H184V64H183ZM185 65H186V64H185ZM200 65H203V66H204V63H203V64H200ZM200 65H199V66L197 65V67L199 68ZM234 65H235V66H234ZM158 66H159V65H158ZM160 66H159V68H165V67H168V66H165V67H164V65H163L162 67H160ZM179 66H180V64H179L178 67H177V68H178V72H180V71L184 68V66H183V68H181V70L179 71ZM261 66H262V65H261ZM261 66H260V68H261ZM189 67H191V66H189ZM189 67L187 68L188 70H189ZM201 67H202V66H201ZM233 67H235L236 69L233 70V69H234ZM255 67H256V68H255ZM250 68L253 70V72H251L252 70H251ZM253 68H255V69H253ZM260 68H259V69H260ZM263 68H264V66H263ZM263 68H261V69H262V71L264 72ZM184 69H185V68H184ZM200 69H201V68H200ZM215 69H216V70L219 69V70H218V73H217V71H216ZM261 69H260V70H261ZM188 70H187V71H188ZM190 70H191V69H190ZM232 70H233V71H232ZM254 70H255V71H254ZM260 70H259V71H260ZM259 71H258V73H259ZM262 71H261L260 74H259V75H260L259 78H260L261 80H260L259 78H257V79L260 80V81H263V80H264V78H263L264 75H263V76L261 75ZM222 72H223L224 74H223ZM244 72H243V71H242V72H239V71H238V72H236L237 74L235 73V75H236V81H237V79H239V80L237 81L238 83L235 81L237 84H239V89L237 88L238 85H236L235 87H233V89L236 88L235 91H236V90H239L238 93H240V92L242 91V93H241L242 96H241V94H240V96H239V97H241V98H239L238 95H237L239 101H240L241 99H245V97H246V95H245V97L242 98V97L244 96V93H243L244 91H243V90H246L247 87H248V86H247V87H245V86L248 85V84H250V81H251V80H253V79L255 80V79H256V76H255L253 79H252V77H251V80H250L249 82L247 81L248 83L243 82L244 80L246 81V79L248 80V78L246 77L247 75H245L246 73L244 74ZM199 73H200V72H199ZM177 74H178V73H177ZM203 74H205V73H203ZM175 76H176V75H175ZM177 76H178V75H177ZM179 76H180V73H179ZM182 76H183V75H182ZM182 76H180V78H181ZM153 77H154V76H153ZM153 77H152V78H153ZM156 77H157V76H156ZM202 77H203V76H201V78H202ZM215 77H216V78H215ZM243 77H244L245 79H243ZM261 77L263 78V80H262ZM157 78H158V77H157ZM168 78H169V76H168ZM172 78L175 79V77L172 76V77H171V81H172ZM177 78H179V77H177ZM198 78H199L201 81H200ZM155 79H156V78H154V80H155ZM158 79H159V78H158ZM158 79H156L155 82H156ZM225 79H226V77H225ZM233 79L235 80V78H233ZM154 80H152V81H154ZM177 80H178V79H177ZM177 80H176V81H177ZM183 80H185V79H183ZM218 80H219L221 83L218 82ZM222 80H223V79H222ZM226 80H227V79H226ZM240 80L242 81V83H241L242 86L245 87L246 89H242V90H240L241 88H243L242 86H240V85H241V84H240V82H241ZM258 80H256L257 82H255L256 84H255V83H254V84H255V86H256L258 83H261V84H262V85H261V84H258V85H257V86H259V87L257 88V89L259 90L260 87H261V88L264 87V85H263L264 81H263V83H262V82H260V81H258ZM203 81H204V82H203ZM155 82H154V83H155ZM179 82H180V81H177L178 85L180 84ZM181 82H183V81H181ZM229 82H230V81H229ZM151 83H153V82H151ZM154 83H153V84H154ZM171 83H173V81H172ZM175 83H176V82H175ZM183 83H184V82H183ZM216 83H217V84H216ZM156 84H157V82H156ZM166 84H168V82L165 83L164 85L167 86ZM215 84H216L218 87H219V86L221 87V91H220V92H218V91H219V88H218V89L215 88V86H214ZM243 84H245V86H244ZM251 84H252V83H251ZM173 85H174V84H173ZM175 85H177V84H175ZM185 85H186V84H185ZM185 85H184V86H185ZM232 85L234 86L233 82H232ZM151 86H152V85H151ZM170 86H172V85H170ZM181 86H183V85L181 84ZM212 86H213V87H212ZM217 86H216V87H217ZM251 86H253V84H252ZM251 86H249V87L252 88ZM177 87H178V86H177ZM240 87H241V88H240ZM249 87H248V88H249ZM153 88H154V86H153ZM153 88H152V89H153ZM166 88H167V87H166ZM168 88H169V86H168ZM172 88H173V87H172ZM172 88H171V89H172ZM200 88H201V89H200ZM213 88H215V89H214V92H216L215 90H217V92H216L215 94L218 93V94L215 95V97H214V98H216V99L213 98V96H214V94H213L214 92H213V90H212ZM250 88L247 89L245 93H247L248 90H249V92H250V91L252 90V89H250ZM255 88H256V87H255ZM255 88L253 87V90L251 91V98H252L253 96H256V97H254V99H256V101H255L254 99H252L253 101H251L250 104H249V101H247V100H250V98L247 97L248 99L243 100V101H246V104H245V103H244V104L241 103V102H243L242 100L239 102L240 104H243V105H240V104H239V106H241L240 108H242V106H244V105L246 106V105H247V102H248V104H249L250 106H252L253 111H251L252 109H250V115L253 114L252 117H253V116L258 117V114H257V113H258V109H257V107L259 108L258 104H261V109L259 108V110L261 111V113L263 112L262 109H264V108L262 107V106H264V105L262 104V103H264V100L262 99V98H264V96H263L264 93H263V94L261 93V91H262L264 88H262V90H261V89L259 90V91H260V94L258 93L259 91H257V89H255ZM175 89H176V88H175ZM153 90H154V89H153ZM155 90H156V89H155ZM163 90L165 91V89H163ZM173 90H174V89H173ZM177 90H178V89H177ZM182 90H183V89H182V87H181V92H182ZM184 90H185V89H184ZM30 91H31V90H30ZM166 91H167V90H166ZM178 91H179V90H178ZM253 91H254V95L252 94ZM255 91H256L258 94H257V93L255 94ZM25 92H26V91H25ZM224 92H225V91H224ZM263 92H264V91H263ZM28 93H29V92H28ZM166 93H168V92H166ZM211 93H212L213 96H211ZM236 93H237V92H236ZM23 94H24V93H23ZM29 94H30V93H29ZM175 94H176V93H174V96H175ZM247 94H249L248 96L250 97V93H247ZM26 95H28V94H26ZM171 95L173 96V94H170V97H171ZM176 95H177V94H176ZM252 95H253V96H252ZM260 95H262L263 97H262V98H261V97L259 98L258 96H260ZM165 96H167V95H165ZM182 96H183V95H182ZM217 96H218V98H217ZM221 96H222V95H221ZM208 97H209V98H208ZM257 97H258V99H260V100L262 99L261 101H263V102H261V101H259V100L257 101ZM165 98H168V97H165ZM175 98H176V97H175ZM177 98H178V95H177ZM26 99H28V98H26ZM26 99H25V101L27 102L28 100H26ZM168 99H169V98H168ZM170 99H171V98H170ZM22 100H23V99H22ZM29 100H30V97H29ZM165 100H167V99H164V101H165ZM172 100H177V99H172ZM215 100H216V101H215ZM220 100H219V101H220ZM228 100H229V99H228ZM25 101H24V102H25ZM161 101H162V100H161ZM169 101H170V100H169ZM32 102H33V101H32ZM32 102L30 101L31 104H32ZM166 102H167V101H166ZM172 102H173V101H172ZM227 102H228V101H227ZM227 102H226V103H227ZM229 102H230V101H229ZM229 102H228V103H229ZM253 102H254V104L252 105L251 103H253ZM22 103H23V102H22ZM34 103H35V102H34ZM162 103H163V102H162ZM168 103H169V105L171 104V102H168ZM177 103H178V102H175L176 105H177ZM195 103H196L197 105H196ZM23 104H24V103H23ZM26 104H27V103H26ZM163 104L165 105V103H163ZM24 105H25V104H24ZM27 105H28V104H27ZM38 105H39V104H38ZM161 105H162V104H161ZM167 105H168V104H167ZM172 105H173V104H172ZM176 105H175V106H176ZM178 105H179V104H178ZM228 105H229V106H228ZM21 106H22V105H21ZM31 106H32V105H31ZM34 106H36V104H34ZM34 106H33V108H34ZM215 106H216V109H215ZM227 106H228L229 108H227ZM245 106L243 107V108H244V113H245V111H247V113H249V112H248L249 110H247V109H245V108H251V107H250V106L245 107ZM161 107H162V106H161ZM164 107H165V106H164ZM171 107H172V106H171ZM171 107H169V108H171ZM176 107H178V106H176ZM28 108L30 109L31 107L28 106ZM35 108H36V107H35ZM38 108H39V110L41 109L40 106H38ZM173 108H174V106H173ZM173 108H172V109H173ZM179 108H180V107H179ZM243 108H242V110H243ZM26 109H27V108H26ZM26 109H25V110H26ZM29 109H28L27 111H29ZM172 109H171V110H172ZM193 109H195V111L198 110L197 113H199V108L196 109V107H194ZM238 109H239V108H238ZM256 109H257V112H256ZM31 110H32V109H31ZM173 110H175V109H173ZM173 110H172V111H173ZM178 110H179V109H178ZM230 110H232V109L230 108ZM234 110H235V109H234ZM234 110H232L231 113H233ZM33 111H34V109H33ZM35 111H36V110H35ZM35 111L33 112V114L36 113ZM41 111H42V109H41ZM166 111L168 112V108L166 109ZM166 111H165V112H166ZM193 111H194V110H193ZM195 111H194V112H191V115L194 113V117H193V118L191 117L192 119H190L189 116H188V118H189L190 120H193L194 118H196V116H195V113H196V112H195ZM222 111L225 112V110H222ZM222 111H221V112H222ZM237 111H238V110H237ZM39 112H40V111H39ZM162 112H163V111H162ZM162 112H161V113H162ZM165 112H164V115H166ZM169 112H170V109H169ZM200 112H202V111H200ZM203 112L205 113V111H203ZM216 112L218 113V111H216ZM224 112H223L222 114L220 113L221 116H220L219 113H218V114L215 113V114H217L218 116H220V119H221V118L224 117L223 114H226V113H224ZM251 112H253V113H251ZM29 113H31V112L29 111ZM177 113H178V112H177ZM181 113H182V112H181ZM204 113L201 114V117H203L202 115H203ZM228 113H227V115H228ZM234 113H235V112H234ZM238 113H242V114H243V112H237V114H238ZM247 113L244 114L245 117H246V119L250 117L249 119L253 122L254 126H255V122H257V123H256V126H257V127H256V126L254 127L253 125H251L252 122H251L249 119H247V127L250 125V127L247 128V127L245 126V125H246V124H245V122H246L245 120H246V119L244 120V118H243L244 116L242 117L243 119L240 117V118L242 119V121H241L240 123H242L243 120H244L243 124H244V126L246 127V128L244 127V128H245L244 130L250 129V128H252V127L254 128V130L251 129L253 132H251V131L249 130V132H250V133H249L248 130H247V131H246V134H247V133H249V134L253 133V134H251V135H252V136H255V139L257 140V144L259 145V151H261V152H258V153H259V157H258V159H259L258 167H261V171H259L260 169L257 167L256 164H255V167H257V170L260 172L259 177H260V175H262V176L260 177V180L262 181V183H261V184H259V183H255V184L252 185L253 187L249 184V185L252 187V190H251V188H250L249 190L246 189V187H244V188H245V192H246V191H250V190H251L252 192L254 191V194H252L251 191H250V192H247L248 194H251L250 197H251L252 195L255 197V195L258 194V197H259L258 200H259V201L257 200L258 197H257V198H256V197H255V198L253 197V198L257 200L258 204H260V205H257V206H259V208H260V206L262 205V203H264V201L262 200V199L264 198V127H263V124H262V123H264V122H262V121H264V119L261 120V119H262V116H263V118H264V115H263V114H259L260 116H259L258 118L261 117V119L257 120L256 117H255V119H256L257 121H255V120L253 121V119H252V117H251L250 115H249V116H246ZM259 113H260V112H259ZM263 113H264V112H263ZM21 114H22V113H21ZM21 114H20V115H21ZM25 114H26V113H25ZM27 114H28V113H27ZM31 114H32V113H31ZM31 114H30V116H31ZM167 114H168V113H167ZM170 114L174 115L175 113H170ZM242 114H241V115H242ZM256 114H257V115H256ZM28 115H29V114H28ZM159 115H161V114L159 113ZM159 115H158V116H159ZM172 115H171V116H172ZM186 115H187V113H186ZM186 115H185V113H184L183 116H181L182 119L180 118V116H179V118H180L181 120H184V116H186ZM191 115H190V116H191ZM198 115L200 116V113L197 114V118H196V119L201 118V117H198ZM227 115L223 118L224 120H223L222 123L227 122V120L225 121V118H227ZM229 115H231V118H230V119L227 118V119H228L229 121L231 120V121L233 122V120H234V116L232 117V115H235V118H236V113H235V114H229ZM229 115H228V117H230ZM238 115H239V114H238ZM238 115H237V116H238ZM261 115H262V116H261ZM16 116H17V115H16ZM25 116H27V115H25ZM175 116H176V115H175ZM192 116H193V115H192ZM222 116H223V117H222ZM239 116H240V115H239ZM239 116H238V117H239ZM21 117H22V116H21ZM31 118H32V117H31ZM145 118H147V117L145 116ZM176 118H177V117H176ZM216 118H217V117H216ZM232 118H233V119H232ZM26 119H27V118H26ZM28 119H29V118H28ZM159 119H161V118H159ZM162 119H164V117H163ZM166 119L168 120V117H167ZM173 119L175 120V118H173ZM185 119H186V118H185ZM218 119H219V118H218ZM218 119H216V120H218ZM238 119H239V118H238ZM238 119H237V120H238ZM241 119H239V120H241ZM22 120H23V119H22ZM164 120H165V119H164ZM187 120H188V119H187ZM198 120H201V119H198ZM203 120H207V118L204 119V117H203ZM248 120H249L251 123H249ZM260 120H261V121H260ZM258 121H259V122H258ZM23 122H24V121H23ZM232 122L229 123V124H228V122H227V123L224 124V126H225L226 124H227V126L229 125L227 128H228V130H230V127H231L230 125L233 124L234 122L236 123V119L234 120L233 123H232ZM261 122H262V123H261ZM260 123H261V126H260V125H257V124H260ZM25 124H26V123H25ZM25 124H23V125H25ZM27 124H28V123H27ZM27 124H26V125H27ZM159 124H162V123H159ZM159 124H158V126H159ZM29 125H30V124H29ZM221 125H222V126H221L222 128H220V127H215V126H212V127L210 126V127H211V129L215 127V128L217 129V131H220V130L222 129V130L220 131L221 134H223V133L225 134L226 131L228 132V130H226L227 128H225L226 131H224V132L222 133V131H223V127H224V126H223V124H221ZM241 125H242V124H241ZM251 126H252V127H251ZM28 127H29V126H28ZM161 128H162V126H161ZM163 128H167V127H163ZM215 128H214V129H215ZM219 128H220V130H218ZM26 129H28V128H26ZM30 129H31V128H30ZM30 129H29V131H30ZM159 129H160V128H159ZM170 129H171V127H169V131H171ZM172 129H173V127H172ZM166 130H167V129H166ZM166 130H164V131H166ZM29 131H27V132L25 131V132H26V133H29ZM31 131H32V129H31ZM31 131H30V132H31ZM158 131H159V130H158ZM160 131H161V130H160ZM169 131H168V132H169ZM212 131H214V130H212ZM212 131H211V133H212L213 137L210 138V140L212 139V141L208 140V142H211L210 145L212 144V142H213V144H214V140H215L216 136H218V135L220 134V132H219V134L217 135L216 130L214 131V134H213ZM32 132H33V131H32ZM162 132H163V130H162ZM168 132H167V133H168ZM172 132H173V131H172ZM164 133H166V132H164ZM164 133H162V137H163V134H164ZM175 133H177V131H176ZM175 133H174V134H175ZM215 134H216V135H215ZM177 135H178V134H177ZM225 135H226V134H225ZM251 135H250V137H249V135H247V137H248V138H251V137H252ZM159 136H160V135H159ZM166 136H167V135H166ZM171 136H172V138L175 137V136H173V134H172ZM171 136H170V138H171ZM187 136H188V135H187ZM187 136H186V138H187ZM219 136H220V135H219ZM219 136L217 137V138H219V139H217V138H216V139L218 140V142L221 141V140H224L225 145L223 146V144H224V143H223L222 146L224 147V150H225V148H226L225 151H227V145H226V142H225V137H224V139H223V137L221 136V138H222V139H221ZM223 136H224V135H223ZM176 137H177V136H176ZM176 137L173 138L174 141H175V143H176V140L178 139V138H176ZM181 137H182V136H181ZM183 137H184V139H186L185 136H183ZM213 138H214V140H213ZM253 138H254V137H252V139H253ZM173 139H172V140H173ZM175 139H176V140H175ZM179 139H180V138H179ZM187 139L189 140V142H190L191 144H194V143H192V141H193L194 139H192V141H191V137H190V138L188 137ZM220 139H221V140H220ZM246 139H247V138H246ZM255 139L250 140L251 142L254 141V143H251V144H254V145H250V148H251V146H255V144H256V143H255V142H256ZM155 140H156V139H155ZM167 140H168L167 138H165V139H160V147L162 146L161 149H163L164 146H167V144L171 141V140L169 139L170 141L167 143ZM188 140H184V141H185V144H184V142L182 141V142H183L182 144H183V145H186V143L188 142ZM217 140H215L216 143H217ZM143 141H144V140H143ZM145 141H147V140H145ZM158 141H159V140H158ZM158 141H157V142H158ZM186 141H187V142H186ZM248 141H249V140H248ZM248 141H247V142H248ZM250 141L248 142V144H250ZM193 142H196V140L193 141ZM219 143H221V142H219ZM143 144H144V143H143ZM146 144H147V143H146ZM173 144H174V142H173ZM176 144H177V143H176ZM195 144H198V143H195ZM144 145H145V144H144ZM154 145H155V144H154ZM170 145H171V143L169 144V146H170ZM210 145H209V146H210ZM216 145H217V144H216ZM216 145L214 144L213 147L216 146ZM218 145H219V144H218ZM171 146H172V145H171ZM175 146H176V145H175ZM211 146H212V145H211ZM222 146H221V144H220V148H222ZM140 147H142V145H141ZM140 147L138 146V148H140ZM143 147H144V146H143ZM154 147L156 148V146H154ZM167 147H168V146H167ZM173 147H174V146H172V150H173ZM176 147H177V146H176ZM206 147H207V146H206ZM213 147H211V148H213ZM218 147H219V146H218ZM218 147H217V148H218ZM144 148L146 149V147H144ZM144 148H142L143 151H144ZM217 148H216V149H217ZM220 148L217 149L218 152L221 151ZM252 148H253V147H252ZM256 148H257V147L255 146V149H254V148H253V149L256 150ZM147 149H148V148H147ZM157 149H159V148H157ZM169 149H170V147H169ZM176 149H177V148H176ZM199 149H200V148H199ZM199 149H197V150H199ZM206 149H207V148H206ZM206 149H205V150H206ZM257 149H258V148H257ZM150 150L152 151L153 149H150ZM165 150H166V149H165ZM165 150H164V151H165ZM177 150H178V149H177ZM190 150H191V149H190ZM222 150H223V149H222ZM224 150H223V152H225ZM254 150H253V152H254ZM148 151H149V149H148ZM157 151H158V150H157ZM161 151H162V150H161ZM167 151H168V149H167ZM175 151H176V150H175ZM193 151H194V150H193ZM193 151L191 150L190 154L188 153L187 156L189 155L188 157H190V155H193V154H191V153H194V154L198 153L197 151H196V153L193 152ZM257 151H258V150H256L255 153H253V154H256ZM138 152H139V151H138ZM177 152H178V151H177ZM177 152H176V153H177ZM214 152H215V150L213 149V153H214ZM141 153H142V152H141ZM158 153H159V151H158ZM176 153H175V155H176ZM142 154H143V153H142ZM142 154H141V155H142ZM145 154H146V153H144V156H146ZM182 154H183L182 156L186 155L185 152H184V153L182 152ZM204 154H206V153L204 152ZM204 154H203V155H204ZM207 154H209L208 151H207ZM207 154L204 155V156H205V159H207V158L209 159V157L212 155V152H211V155H210L209 157L206 158V156H208ZM214 154H215V153H214ZM214 154L212 155L211 158H214V156H215ZM225 154H226V152H225ZM120 155H122V153H121ZM120 155H119V156H120ZM134 155H135V154H134ZM136 155H137V154H136ZM147 155H148V154H147ZM150 155H151V153H150ZM161 155H163V153H162ZM161 155H157V157H158V156H161ZM177 155H178V154H177ZM198 155H199V154H198ZM220 155H223V154L220 153ZM220 155H219L218 153H216V156H215V157H216V159H217V160H216L217 162H218V159H219L220 157H221V158L223 157V156H220ZM256 155H257V154H256ZM119 156H118V158H119ZM138 156H139V155H138ZM138 156H135V157H138ZM154 156H155V154H154ZM182 156H181V158H185L184 161L182 160V162H184V163L186 164V166L189 164V166H188L189 168L187 169V171H188L189 169H191L192 166H193L194 168L196 167V165L194 164L195 162H194L193 164H191V163L194 161V159H193L194 157H193V156H191V157L189 158L190 160L193 159V161L188 160V157H185V156L182 157ZM217 156H219V158H217ZM224 156H225V155H224ZM135 157H134V158H135ZM142 157H143V156H142ZM142 157H138V158H142ZM148 157H149V156H148ZM162 157H163V156H162ZM225 157H226V156H225ZM122 158H123V156H122L120 159H122ZM160 158H161V157H160ZM116 159H117V158H116ZM120 159H119V160H120ZM144 159H147V158L144 157ZM149 159H150V158H149ZM156 159H157V158H156ZM158 159H159V158H158ZM253 159L256 160V156H254ZM117 160H118V159H117ZM117 160H116V161H117ZM137 160H138V159H137ZM140 160H141V159H140ZM142 160H143V158H142ZM142 160H141V161H142ZM187 160L190 161V163H189ZM211 160H212V159H211ZM223 160H224V159H223ZM223 160H221L220 163H222ZM144 161H145V160H144ZM144 161H143V162H144ZM156 161H157V160H155V162H152V163H156ZM186 161H187V162H186ZM204 161H205V160H204ZM204 161H203V164H204V163H205V164L202 165V167H203L202 169H207L208 166H205V165H208L209 162L207 161L208 164H206V162H204ZM219 161H220V159H219ZM252 161H253V160H252ZM136 162H137V161H136ZM145 162H146V163H144V164L146 165L147 163H150L151 161L149 160V162H148V161H145ZM212 162L215 163V161H212ZM226 162H227V160H226ZM226 162H225V160H224V163H226ZM255 162H256V161H254L253 163H255ZM139 163H140V162H139ZM210 163H211V162H210ZM256 163H257V162H256ZM259 163H260L261 166H259ZM137 164H138V162H137ZM144 164H143V165H144ZM181 164H182V163H181ZM190 164L192 165L191 167H190ZM211 164H212V163H211ZM147 165H148V164H147ZM212 165H213V169L208 168V171L210 172V174H211V170H212V172H213V170H215V168H216L218 165H220V164H219V162H218V165H217V164H212ZM139 166H140V164H139ZM141 166H142V165H141ZM180 166H183V167H184V164H183V165H180ZM186 166L184 167L185 169H183V167H180V168H179V169L182 168L186 173H184L183 170H182L181 172H180L179 169H178V170H179V173H180V174H181V173H182L183 175L186 174V176H187V175H190V171H191V170H190L189 173H188V172L186 171ZM215 166H216V167H215ZM245 166H246V165H245ZM143 167H144V166H143ZM143 167H141V169H142ZM205 167H207V168H205ZM209 167H211V166H209ZM227 167H228V165H227ZM113 168H114V167H113ZM137 168H139V167L137 166ZM141 169H140V170H141ZM145 169H146V168H145ZM200 169H201V168H200ZM200 169H199V170H200ZM202 169H201V170H202ZM113 170H114V169H113ZM135 170H136V169H135ZM192 170H193V168H192ZM196 170H198V169L195 168L194 172H196L197 174H198V172H199V173H200V172H203L202 174H205L204 171H196ZM217 170H218V173H217V174H216V171H214L216 175H218V174H219V171H221V170H219V169H217ZM257 170H256V171H257ZM137 171H138V170H137ZM137 171H136V172H137ZM141 171H142V170H141ZM208 171H207V172H208ZM136 172H135V173H136ZM194 172H193V174H194ZM205 172H206V170H205ZM214 172H213V173H214ZM221 172H222V171H221ZM221 172H220V173H221ZM132 173H134V171H133ZM143 173H144V172H143ZM191 174H192V171H191ZM200 174H201V173H200ZM207 174L210 176L209 173H207ZM207 174H206L205 177H204V175H203V176H202V175H199V177L202 176V178L204 177L205 180H207V179H208ZM141 175H142V174H141ZM216 175H215V177H216ZM221 175H222V174H220V176L218 175V177L220 178V180H218V181H221ZM225 175H226V174H225ZM225 175H222V176H225ZM111 176H112V175H111ZM193 176H194V175H193ZM212 176H213V175H212ZM257 176H258V172H257ZM177 177H180V176L177 175ZM189 177H190V180H192V179H191V176H189ZM206 177H207V179H206ZM259 177H258V178H259ZM180 178H181V177H180ZM180 178H178V179H180ZM192 178H193V177H192ZM204 178H203V180H204ZM209 178H210V177H209ZM216 178H217V177H216ZM216 178H215V179H216ZM222 178H223V177H222ZM261 178H262V179H261ZM174 179H175V178H174ZM176 179H177V178H176ZM187 179H188V177H187ZM217 179H218V178H217ZM190 180L188 179L189 182H190ZM193 180H194V179H193ZM196 180H197V179H196ZM199 180H200V179L198 178V181H199ZM210 180L213 181V180H214V177H213V178L211 177V179H209L208 182H209ZM178 181H179V180H178ZM181 181H182V180L180 179V182H181ZM212 181H210V183H211ZM192 182H193V181H192ZM199 182H200V181H199ZM199 182H196V183H199ZM204 182H205V181H204ZM252 182H253V181H252ZM256 182H259V181L256 180ZM182 183H183V182H182ZM182 183H181V185H182ZM187 183H188V182H186V184H187ZM205 183H207V182H205ZM213 183H214V182H213ZM213 183H212V185H213ZM215 183L217 184V182H215ZM215 183H214V185H216ZM218 183H219V182H218ZM220 183H221V182H220ZM222 183H223V182H222ZM173 184H174V183H173ZM184 184H185V182L183 183V186H188V185H184ZM193 184H195V183L193 182ZM199 184L201 185V183H199ZM199 184H197V185H199ZM195 185H196V184H195ZM200 185H199V186H200ZM206 185H207V184H206ZM214 185H213V188L215 187V190H216V191H217V189L220 190V188H218V187L216 188V186H214ZM249 185H248V186H249ZM174 186L176 187V185H174ZM199 186H196V189H197V190H198L197 187H199ZM208 186H210V188H211V185H210L209 183H208ZM218 186H220V185H218ZM221 186H222V185H221ZM248 186H247V187H248ZM192 187H193V186H191V189H190V187H189V189H190L191 193L194 192V194H195V191H197V190L193 191V188H192ZM194 188H195V186H194ZM244 188H242V189H244ZM248 188H249V187H248ZM189 189H188V190H189ZM199 189L204 190L205 188H204V186H203V188H200V187H199ZM206 189H207V188H206ZM206 189H205V190H206ZM211 189H212V188H211ZM211 189H210V190H211ZM221 189H224V188L222 187ZM242 189H241V190H242ZM188 190H187V193L189 194L190 191L188 192ZM201 190H200V191H201ZM167 191H169V193H170V190H169V189H168ZM176 191H177V190H176ZM180 191H181V190H180ZM207 191L209 192V190H206V192H207ZM213 191H214V190H213ZM171 192H172V191H171ZM181 192H185V193H186V191H184V189H183V191H181ZM181 192H180V193H181ZM203 192H205V191H202V192H198V191H197V192H196L197 194L200 193V194H199V198H200V196H202L201 194H202ZM220 192H221V194H222V192H223V194H224V192H225V195H224V196H226V194H228V193H226V191H224V190H223V191H220ZM242 192H244V191L242 190ZM187 193H186V195H187L186 197H187V198H189V197H188L189 195H190V196L194 195V194H191V193L188 195ZM247 193H245V197H244V198L246 199V201H247V199H248V200L250 199V198H247V197H248V194H247ZM255 193H256V194H255ZM218 194H219V193H218ZM221 194H220V195H221ZM243 194H244V193H243ZM243 194H242V196H244ZM246 194H247V195H246ZM167 195H168V194H167ZM204 195L206 196V194H204ZM204 195H203V197H204ZM180 196H181V195H180ZM194 196H195V195H194ZM207 196H208V194H207ZM207 196L204 197V198H208ZM222 196H223V195H222ZM222 196H221V198H222ZM224 196H223V198H224ZM242 196H241V198H242ZM167 198H168V197H167ZM167 198H166V200H167ZM178 198H179V197H178ZM193 198H195V197H193ZM215 198H216V196H215ZM227 198H228V197H225L226 200L224 199V200H225L224 202H227V201H228ZM229 198H230V197H229ZM261 198H262V199H261ZM175 199H176V198H175ZM190 199H191V198H190ZM190 199H189V200H190ZM196 199H197V198H196ZM196 199H194V200H196ZM200 199H201V198H200ZM245 199H243V200H245ZM254 199H252V201L250 200L252 203L249 202V201H247V203H245V201L243 202L242 199H241L240 201L243 203L242 205H244V206H246V204H248V205L246 206V207H248L249 204H251V205H253V206H254V204H257V202L254 201ZM178 200H179V199H178ZM185 200L187 201V199H185ZM207 200H208V199H207ZM221 200H222V199H220V201H221ZM182 201H183V200H182ZM186 201H183V202H182V205H181V203L179 204V203L177 202V205H176V206H177V207L179 206L178 209H177V207H176L175 205L173 206V207H176V209H177V211H178V212H177V211L174 210V211L177 213V214H175V217L178 216V214H179L180 211H182V214L185 213V217H186V219H185V217H182L183 219H185V221H187V217H188L187 215L190 214V213L187 212V211H188V210H187L188 205H186V212H184V209H185L184 207H182L183 210H181V209H182L181 206H183V205L185 206V202H186ZM196 201H197V202H196L197 204H198V202H200V200L198 201V199H197ZM211 201H212V200H211ZM213 201H214V199H213ZM262 201H263V202H262ZM193 202H194V205H197V204H195V201H193ZM207 202H208V201H207ZM207 202H206V203H207ZM224 202H221V204L224 203ZM253 202H254V203H253ZM255 202H256V203H255ZM244 203H245V204H244ZM136 204H137V203H136ZM136 204H135V205H136ZM174 204H176L175 201H174ZM178 204H179V205H178ZM189 204H190V203H189ZM191 204H193V203L191 202ZM191 204H190V205H191ZM209 204H210V203H208V204L206 205V207H208ZM211 204H212V202H211ZM224 204H226V203H224ZM227 204H229V203L227 202ZM180 205H181V206H180ZM190 205H189V207L193 206V205H191V206H190ZM238 205H239V206H238L237 208H239V209H240V212H242V211H243L242 209H244L245 207H244V206L241 207V205L239 204V202H238ZM251 205H250V206H251ZM120 206H121V205H120ZM120 206H119V211H120ZM155 206H156V205H155ZM209 206H210V205H209ZM222 206H223V205H222ZM250 206H249V207H250ZM255 206H256V205H255ZM257 206H256V207H257ZM262 206H264V204H263ZM262 206H261V207H262ZM115 207H116V206H115ZM156 207H157V206H156ZM165 207H166V206H164V208H163L162 210H165V211H166V208H165ZM167 207L169 208V206H167ZM170 207H171V205H170ZM189 207H188V209H190ZM249 207H248V209H249ZM256 207H254V208H256ZM93 208H94V207H93ZM152 208H153V207H152ZM152 208L150 207V211L152 210ZM168 208H167V209H168ZM179 208H181L180 211H179ZM208 208H209V207H208ZM241 208H242V209H241ZM251 208H252V207H251ZM251 208H250L249 210H253V209H254V208H253V209H251ZM259 208H257V209H258V211L262 214L263 212H261V211H263V210H260ZM262 208H263V207H262ZM262 208H261V209H262ZM157 209H158V208H157ZM169 209H170V208H169ZM169 209L167 210V212H164V211H163V212H164V215L167 216V214L172 213V210L170 209V210H171V212H170ZM172 209H173V208H172ZM174 209H175V208H174ZM239 209H237V211H238ZM245 209H246V208H245ZM245 209H244V210H245ZM248 209H247V210H248ZM257 209H256V210H253V211H254V212L256 211V212L258 213ZM92 210H93V209H92ZM116 210H117V209H116ZM153 210H154V209H153ZM153 210H152V212H150V213L157 214V213L159 212V213L162 214L161 211H157V212L155 213V212H153ZM158 210H160V209H158ZM207 210H208V209H207ZM249 210H248V211H249ZM90 211H91V210H90ZM90 211H89V212H90ZM93 211L95 212V209H94ZM119 211H118V212H119ZM155 211H156V210H155ZM168 211H169V212H168ZM174 211H173L172 214L175 213ZM200 211H203V210L200 209ZM245 211H246V210H245ZM245 211H244V212H245ZM96 212H97V210H96ZM118 212H117V213H118ZM256 212H255L254 214H256V215H258V216H262V215L264 214V213H263L262 215H260V214H257ZM91 213H92V211H91ZM133 213H134V211H133ZM137 213H138V212H137ZM139 213L141 214V212H139ZM139 213H138V214H139ZM159 213H158V215H159ZM165 213H167V214H165ZM200 213H202V212H200ZM204 213H205V212H204ZM204 213H203V214H204ZM248 213H249V212H248ZM248 213H247V215L250 214V213H249V214H248ZM88 214H90V213H88ZM94 214H96V213H94ZM135 214H136V213H135ZM153 214H152V216H154ZM180 214H181V212H180ZM182 214H181V215H182ZM206 214H207V212H206ZM245 214H246V212H245ZM162 215H163V214H162ZM169 215L171 216V214H169ZM169 215H168V217H169ZM247 215H246V216H247ZM140 216H142V218L144 219V220L142 219L141 221H144V222H145V220H147V218H145L143 215H140ZM150 216H151V215H150ZM152 216H151V217H152ZM156 216H157V215H156ZM173 216H174V215H173ZM182 216H184V215H182ZM235 216H236V215H235ZM238 216H239V215H238ZM238 216L234 217L235 219L237 218L238 221L235 220V219H233L234 221H237V223L241 221L240 217L238 218ZM240 216H241V215H240ZM251 216H254V217H256L255 219H259V220H262V219H263V218L260 219L261 217L259 218L258 216H255V215H253V214H252ZM96 217H97V216H96ZM146 217H147V215H146ZM154 217H155V216H154ZM158 217L161 218V215H160V216H157V219H156V220L159 221ZM168 217H167V218H168ZM171 217H172V216H171ZM178 217H181V216H178ZM201 217H202V215H201ZM213 217H214V216H213ZM213 217H212V218H213ZM216 217H217V216H216ZM257 217H258V218H257ZM262 217H263V216H262ZM148 218H149V215H148ZM152 218H153V217H152ZM163 218H164V216H163ZM172 218H173V217H172ZM172 218H171V219H172ZM199 218H200V217H199ZM231 218H232V216H231ZM136 219H137V217H136ZM139 219H141V217H139ZM173 219H174V218H173ZM179 219L181 220V218H178V219L176 218L175 221H177V220H179ZM183 219H182V220H183ZM189 219H190V216H189ZM192 219H193V218H192ZM192 219H191V220H192ZM195 219H196V218H195ZM195 219H194V220H195ZM215 219H217L218 222L221 221V220H219L220 218H215ZM215 219H214V220H215ZM148 220H149V219H148ZM148 220H147V222H148ZM152 220H153V219H152ZM156 220H155V221H156ZM162 220H163V219H162ZM191 220H190V222H188V223H191ZM199 220H200V219H199ZM199 220H198V222H199ZM211 220H212V219H211ZM214 220H213L212 223H210V225L216 222V223L213 224V225H216V226H217V229H218L219 226H218V224H217V221L215 220V222H214ZM222 220H223V219H222ZM88 221H89V220H88ZM90 221H92V220H90ZM149 221H150V220H149ZM155 221H154V222H155ZM158 221H156V222L158 223ZM185 221H183V222L185 223ZM188 221H189V220H188ZM192 221H193V220H192ZM255 221H257V220H255ZM147 222H145V225H146V226H147ZM154 222H153V223H154ZM156 222H155V223H156ZM165 222H166V221H165ZM169 222H173V221L170 220ZM169 222H168V223H169ZM179 222H181V221H179ZM179 222H178V223H179ZM183 222H182L181 224H180V223H179V224L182 225ZM221 222H222V221H221ZM241 222H242V221H241ZM257 222H259V221H257ZM257 222H256V223H257ZM88 223H90V222H88ZM92 223H93V222H92ZM92 223H91V224H92ZM155 223H154V224H155ZM159 223H160V221H159ZM161 223H162V222H161ZM161 223H160V224H161ZM168 223H166V224L168 225ZM233 223H234V222H233ZM235 223H236V222H235ZM235 223H234V224H235ZM86 224H87V223H86ZM94 224H95V223H94ZM97 224H98V223H97ZM99 224H100V223H99ZM140 224H141V223H140ZM148 224H149V222H148ZM160 224H158V225H160ZM173 224H174V223H173ZM186 224H187V223H186ZM191 224H192V223H191ZM221 224H222V223H221ZM238 224H239V229H237V230H240V227H241V231H240L241 233H245V231H246V232H248V234H249V233H251L250 231H253V229H254V228H253V229H251L250 231H249V230L247 231L246 229H245V230L242 229V228L244 227L243 223H242L243 227L241 226V223H238ZM138 225H139V224H138ZM150 225H153V224H151V222H150ZM156 225H157V224H156ZM156 225H155V226H156ZM161 225H162V224H161ZM167 225H164V228L162 227V229H165V227H166ZM210 225H208V226H210ZM213 225H212V226H213ZM92 226H94V225L92 224ZM92 226L90 227L91 229L89 228L91 231H92ZM95 226L97 227V225H95ZM95 226H94V228H96ZM101 226H102V225H101ZM148 226H149V225H148ZM171 226H172V225H171ZM173 226H174V225H173ZM208 226H207L208 229H206L205 232H206L207 230L210 231V229H209L210 227H208ZM234 226H235V225H234ZM254 226H255V225H254ZM144 227H145V226H144ZM168 227H170V226L168 225ZM168 227H166V228L168 229ZM192 227H193V225H192ZM237 227H238V226L232 228L233 230H235L234 232H236V229H234V228H237ZM255 227H256V226H255ZM139 228H140V227H139ZM142 228H143V226H142ZM142 228H141V229H142ZM145 228H146V227H145ZM145 228H144V230H145ZM155 228H157V226H156ZM211 228H212V227H211ZM213 228H215V227L213 226ZM257 228H258V225H257ZM257 228H256V229H257ZM99 229H100V228H99ZM105 229H106V227H105ZM175 229H176V228H175ZM191 229H192V228H191ZM215 229H216V228H215ZM256 229H255V230H256ZM259 229H260V227H259ZM100 230H102V229H100ZM100 230H98V235H99V232H101ZM139 230H140V229H139ZM160 230H161V228H160ZM192 230H194V229H192ZM243 230H244V231H243ZM88 231H89V230H88ZM88 231H87V232H88ZM103 231H104V230H103ZM134 231H135V233H136L137 230H133V232H134ZM142 231H143V230H142ZM146 231H147V229H146ZM149 231H150V230H149ZM163 231H164V230H163ZM211 231H214V229H213V230L211 229ZM211 231H210V232H211ZM258 231H259V230L257 229L256 231H254V232L252 233V235H253V234L255 235V234H256L255 232H257V234H256L257 236L255 235L256 238H257V237L259 238L258 235H260L261 233H262V235H263V232H261L262 230L259 231V232H260L259 234H258ZM93 232L95 233V231H93ZM105 232H106V230H105ZM151 232H152V231H151ZM174 232H175V231H174ZM190 232H191V231H190ZM192 232H193V231H192ZM205 232H204V233H205ZM215 232H216V231H215ZM240 232H239V233H240ZM88 233H89V232H88ZM90 233H91V232H90ZM102 233H103V232H102ZM108 233H109V232H108ZM118 233H119V232H118ZM118 233H116V234H118ZM135 233H134V234H135ZM142 233H143V232H142ZM144 233H146V232H144ZM152 233H153V232H152ZM152 233H151V234H152ZM162 233H163V232H162ZM164 233H165V232H164ZM200 233H201V232H200ZM204 233H203V231H202L201 234H204ZM211 233H212V232H211ZM211 233H210V234H211ZM236 233H238V232H236ZM236 233H235V234H236ZM239 233H238V234H239ZM103 234H104V233H103ZM109 234H110V235H109V239L111 240V237H112L111 235H112V234H111V232H110ZM116 234H115V235H116ZM147 234H148V233H147ZM177 234H178V233H177ZM210 234H209V232H208L207 236L210 235ZM216 234H218V233H216ZM233 234H234V233H232V235H233ZM246 234H247V233H246ZM246 234H245V236H246ZM248 234H247V236H248ZM94 235H95V234H94ZM115 235H113V236L116 237ZM118 235H121V234H118ZM118 235H117V237H118ZM143 235H144V234H143ZM148 235H149V234H148ZM161 235H162V234H161ZM164 235H165V234H164ZM169 235H170V234H169ZM188 235H189V234H188ZM205 235H206V233H205L204 235H202V236H205ZM212 235H213V234H212ZM249 235H250V236H248V237H244L243 234H242V237H239V239H241V243L239 242L240 245H239V243L237 244L238 241L236 242V240H235V241L232 240V244H233V245L230 244L231 242H230V243L227 242V244L229 245V249H230V245H232V248H231V249H233V248H235V247L238 248L236 245H234L235 243L241 247V248H239L240 251H241V253H242V251L244 252V249H246L248 246H250L249 249H251V248H252V247H251L252 243H250L249 245H248V243H249L250 241L253 242V241L255 240V237L253 238V236L251 237V234H249ZM87 236H88V235H87ZM95 236H97V234H96ZM102 236H105V235H102ZM102 236H101V237H102ZM121 236L123 237V233H122ZM145 236H146V234H145ZM150 236H151V235H150ZM178 236H179V235H178ZM194 236H195V235H194ZM202 236H201V237H197V240H198V238H200L201 241L203 242V243H202V242H199L198 244H200V243L204 244L205 241L207 242V241L210 240L211 238L213 239V237H211L210 239H208V237H207L208 240H207V239H206V240L204 239V241H203V237H202ZM210 236H211V235H210ZM210 236H209V237H210ZM233 236H234V235H233ZM97 237H98V236H97ZM101 237H100V238H101ZM106 237H107V233H106ZM122 237H120V238L123 239L124 237H123V238H122ZM125 237H126V236H125ZM143 237H144V236H143ZM160 237H162V239H163V236H160ZM164 237H165V236H164ZM175 237H176V239L178 238L176 235H175ZM179 237H180V236H179ZM263 237H264V236H263ZM263 237H261V235H260L261 240L258 241V240H257L258 238H257L256 241H257V242H261L262 240H264V239H262ZM89 238H90V237H89ZM92 238H93V237H91V240H92ZM120 238H119V239H120ZM132 238H134V236H132ZM135 238H136V237H135ZM135 238H134V239H135ZM144 238H145V237H144ZM146 238H147V236H146ZM205 238H206V237H205ZM234 238H235V237H234ZM242 238H243V239H242ZM244 238H247V239L250 238V241H249V240H246V239H244ZM251 238L253 239V241L251 240ZM82 239H83V237H82L80 240H81V241H84V239H83V240H82ZM94 239H95V238H94ZM104 239H105V237H104ZM104 239L102 238L103 241H104ZM107 239H108V237H107ZM107 239H106V241H107ZM109 239H108L107 242L104 241L105 244L107 243V245H110V243H108V242H109ZM114 239H115V238H114ZM116 239H118V238H116ZM121 239H120V240H121ZM127 239L129 240V238H127ZM160 239H161V238H160ZM235 239H236V238H235ZM239 239L237 238V240H239ZM87 240H88V242H89V239H88V238L86 239V241H87ZM91 240H90V242H91ZM243 240H245V244H246V246H245V244H243V243H244V242H242ZM95 241H97V243H98L99 240H95ZM100 241H101V240H100ZM112 241H113V239H112ZM112 241H110V242H112ZM125 241L127 242V240H124V243H125ZM149 241H150V240H149ZM162 241H163V240H162ZM198 241H200V240H198ZM215 241H216V240H215V238H214V240H213L212 242L214 243ZM230 241H231V240H230ZM233 241H234L235 243H233ZM248 241H249V242H248ZM120 242H121V241H120ZM147 242H148V241H147ZM150 242H151V241H150ZM159 242L162 243L161 241H159ZM159 242L156 243V245H158V248H159V245H160ZM163 242H166V241H163ZM167 242H168V241H167ZM206 242H205V245H206V248H207V246L209 247V245H208L209 243L206 244ZM210 242H211V241H210ZM212 242H211V243H212ZM257 242H256V243H255V241L253 242V243L256 244V245L253 244V245H255V246H254V247H255V250H254V248L251 249L250 255H248V254H249V252H248V251H249L248 248H247L248 251L245 250V252H244V253H245V256H246V254L249 256V259H252V260H253V258L255 259V256H254V255H256L255 253H257V251H256V247H257V245H258ZM84 243H86V242L84 241V242L82 243V245H83ZM97 243L95 242V244H96L95 246L98 247L100 243H99L98 245H97ZM113 243H115V242H113ZM127 243H128V242H127ZM152 243H153V242H151V244H152ZM169 243L172 244V241H170ZM179 243H181V241H178L177 244H179ZM213 243H212V245H214ZM261 243L264 244L263 241H262ZM87 244H88V243H87ZM89 244H90V243H89ZM91 244H92V243H91ZM102 244H103V243H101L100 246H101ZM105 244H103V245H105ZM111 244H112V243H111ZM145 244H146V243H145ZM153 244H154V243H153ZM166 244H167V243H166ZM171 244H170V245H171ZM175 244H176V242H174V245H175ZM181 244L183 245L184 242H182ZM202 244H201V245H202ZM215 244H216V243H215ZM242 244H243L244 246H243ZM262 244L259 243L258 247H259L260 245H262ZM85 245H86V244H85ZM115 245H116V243H115ZM115 245H114V247H115ZM128 245H129V243H128ZM156 245H155V247H156ZM170 245H168V247H170ZM179 245H180V244H179ZM179 245H178V246H179ZM182 245H181V249L184 248ZM201 245H200V246H201ZM205 245H204V246H205ZM241 245H242L243 247H246V248H243ZM247 245H248V246H247ZM253 245H252V246H253ZM147 246H148V245H147ZM164 246H165V243H164ZM187 246H188V245H186V247H187ZM219 246H222V245H219ZM234 246H235V247H234ZM262 246L264 247V245H262ZM80 247H81V246H80ZM102 247H103V246H101V248H102ZM105 247H106V246H105ZM127 247H129V246L126 245V248H127ZM131 247H132V246H131ZM133 247H134V246H133ZM148 247H150V252H151V253H152V251H151L152 249H155V250H156V248H154V247L151 246V245L148 246ZM160 247H162V248H160L161 250H164V249H165L162 245H161ZM165 247H167V245H166ZM175 247L177 248V245H175ZM179 247H180V246H179ZM182 247H183V248H182ZM202 247H203V246H201L200 248H198V250L202 249ZM210 247H213V246H210ZM223 247H224V246H223ZM225 247H227V246H225ZM263 247H262V248H263ZM77 248H78V247H77ZM84 248H85V247H84ZM89 248H90V247H89ZM89 248H86V249L88 250ZM92 248H93V247H92ZM101 248H99L98 251H97L96 249H95V250H96L97 252H99ZM112 248H113V247H111L110 249H112ZM115 248H116V247H115ZM124 248H125V247H124ZM151 248H152V249H151ZM163 248H164V249H163ZM170 248L175 249L174 246H172V245H171ZM203 248H204V247H203ZM218 248H219V249H222V247H218ZM236 248H235V249H236ZM262 248H261V249H262ZM81 249H82V248H81ZM86 249H85V250H86ZM93 249H94V248H93ZM93 249H92V250H93ZM105 249H106V248H105ZM110 249H109V251H110ZM118 249H119V248H118ZM127 249H128V248H127ZM130 249H131V248H130ZM130 249H129V251H130ZM167 249H168V248H167ZM173 249H171V250L168 249L166 252H168V251L173 252V251H172ZM184 249H185V248H184ZM207 249H208V248H207ZM223 249H227V248H223ZM231 249H230V250H231ZM241 249H242V250H241ZM259 249H260V248H259ZM259 249H258V250H259ZM261 249H260V250H261ZM78 250H79V248H78ZM90 250H91V249H90ZM103 250H104V248H103ZM103 250H102V252H103ZM107 250H108V248H107ZM107 250H106V251H107ZM123 250H126V249H123ZM131 250H132V249H131ZM177 250H178V249H176V250H174V251L176 252ZM203 250H204V249H203ZM203 250H201V252H202ZM209 250H210V248H209ZM216 250H217V249H216ZM216 250L214 251V253L216 252ZM227 250H228V249H227ZM227 250H224V252L226 253ZM230 250H228V251L230 252ZM252 250H253V251H252ZM76 251H77V249H76ZM96 251H95V252H96ZM106 251H105L104 253H106ZM115 251H116V249H115ZM115 251H114V252H115ZM119 251H120V250H118L117 252H119ZM156 251H157V250H156ZM179 251H180V250H179ZM181 251H182V250H181ZM218 251H221V250H218ZM218 251L216 252V254H220L219 256H223V257H225V256L227 255V253H226V255H225V253H224L223 251H221L220 253H219ZM233 251H234V253H235L236 251H238V249H237V250H231L232 254H233ZM240 251H238V252L240 253ZM263 251H264V250H262V252H263ZM21 252H22V251H21ZM21 252H20V253H21ZM28 252H31V253H32V251H30V250H29ZM28 252H27V253H28ZM82 252H83V251H81V253H82ZM87 252H88V251H87ZM114 252H113V253H114ZM122 252H123V251H122ZM122 252H121V253H122ZM150 252H149V253H150ZM157 252H158V251H157ZM157 252H156V253H157ZM160 252L163 253L164 251H160ZM201 252H200V254H201ZM206 252H208V251L206 250ZM206 252H205V254H207ZM229 252H228V253H229ZM238 252H237V254L235 253L233 256H231L232 254L229 253L231 257H234V259H232V260H234V261L237 260V262H238L239 264H240V263L242 264L243 262H244L243 264H246V263H248V261L251 262L249 259L246 260V258H248V256H247L246 258H242V257H244V255L241 254V255H242V257H241V256L238 254ZM246 252H248V253H246ZM253 252H255V253H253ZM258 252H259V251H258ZM260 252H261V251H260ZM262 252L259 253V257L264 256V255H262ZM22 253H24V252H22ZM31 253H30V255H31ZM79 253H80V252H79ZM85 253H86V252H85ZM85 253H83V254L85 255ZM89 253L91 254V252H89ZM93 253H94V252H93ZM156 253H154V254H156ZM203 253H204V252H203ZM214 253H213V254H214ZM221 253H224V254L221 255ZM244 253H243V254H244ZM251 253H253V256H254V257L252 256ZM24 254H26V253H24ZM90 254H89V255H90ZM102 254H103V253H102ZM106 254H107V253H106ZM109 254H111V252L108 253V255H109ZM117 254H119V253H117ZM117 254L115 253V255H117ZM122 254H124V253H122ZM154 254H153V255H154ZM160 254H161V253H160ZM160 254H158V255H160ZM196 254H197V253H196ZM198 254H199V253H198ZM198 254H197V256H198ZM205 254H204V255H205ZM213 254H212L211 256H213ZM216 254H215L214 258H215V257H219L218 255L216 256ZM229 254H228V255H229ZM260 254H261V255H260ZM76 255H77V253H76ZM103 255H105V254H103ZM108 255H107V256H108ZM115 255H114V257H116ZM124 255H126V253H125ZM150 255H151V254H150ZM156 255H157V254H156ZM166 255H168V254H166ZM169 255H170V254H169ZM173 255H175V254H173ZM173 255H170V256H167V257L170 258V260H172V259L174 260V258L171 257V256H173ZM224 255H225V256H224ZM228 255H227V256H228ZM238 255L241 257V260H240V258L238 257ZM24 256H26V255H24ZM28 256H29V255L27 254V257H28ZM32 256L34 257L33 254H32ZM73 256H74V255H73ZM107 256L104 257V259L107 258ZM111 256H113V255H111ZM126 256H127V255H126ZM151 256H152V255H151ZM163 256H164V255L162 254V257H163ZM197 256H196V257H197ZM199 256H200V255H199ZM199 256H198V257H199ZM201 256H203V255H201ZM211 256H210V257H211ZM230 256H229V258H230ZM236 256H237V259H235ZM257 256H258V254H257ZM21 257L24 259L23 256H21ZM27 257H26V258H27ZM76 257H77V256H76ZM108 257H109V256H108ZM117 257H119V256L117 255ZM121 257H122V256H120V259H121ZM162 257L160 256L159 258H162ZM165 257H166V256H165ZM165 257H164V258H165ZM167 257H166V258H167ZM173 257H175V256H173ZM176 257H178V255H177ZM176 257H175V258H176ZM210 257H209V258H210ZM223 257H222V258L220 257L219 260L222 259V260L224 261L225 258L223 259ZM251 257H252V258H251ZM22 258H21V259H22ZM89 258H90V257H89ZM109 258H110V257H109ZM112 258H113V257H111V259H112ZM151 258H152V257H151ZM155 258H156V257H154L153 259H155ZM159 258H158V259L156 258V259H157V260H160ZM214 258L212 257L211 260H213ZM226 258H228V257H226ZM229 258L226 259V261H230ZM19 259H20V257H19ZM29 259H30V258H29ZM90 259H91V258H90ZM118 259H119V258H118ZM162 259H163V258H162ZM162 259H161V260H162ZM178 259H179V258H177V260H178ZM199 259H200V257H199ZM215 259H216V260H215V262H216V261H217V258H215ZM230 259H231V258H230ZM259 259H262V261L259 260V262H260L259 264H261L262 262L264 263V261H263V257H262V258H259ZM17 260H18V259H17ZM27 260H28V259H27ZM33 260H34V258L31 259V260H29L27 263H29V262H31V261H33ZM108 260L111 261L110 259H108ZM177 260H176V261H177ZM179 260H180V259H179ZM182 260H184V259H182ZM207 260L209 261L208 258H207ZM207 260H205L204 262H205V263L208 262ZM211 260H210V261H211ZM222 260H220V261H222ZM232 260H231V261H232ZM239 260H240L241 262H239ZM256 260H257V257H256ZM20 261H22V260H20ZM114 261H116V260H114ZM164 261H166V260H164ZM210 261H209L208 263H209V264H212L214 260L212 261V263H210ZM223 261H222V262H223ZM234 261H233V262H234ZM246 261H247V262H246ZM153 262H154V261H153ZM157 262L160 263L161 261H157ZM166 262H167V264H169L168 262H170V261L168 260V261H166ZM166 262H165V264H166ZM174 262H175V261H174ZM184 262H185V261H184ZM217 262L219 263V261H217ZM217 262H216V263H213V264H217ZM245 262H246V263H245ZM15 263H16V262H15ZM15 263H14V264H15ZM17 263H19V260L17 261ZM17 263H16V264H17ZM32 263H33V262H32ZM155 263H156V262H155ZM162 263H164V262L162 261L161 264H162ZM170 263H171V264H175V263H172V261H171ZM176 263H178V264H182L181 261H180V263H179V261L176 262ZM224 263H225V261H224ZM235 263H236V262H235ZM254 263H255V264H258V262L256 263V261H254ZM263 263H262V264H263ZM23 264H24V263H23ZM29 264H30V263H29ZM183 264H184V263H183ZM185 264H186V263H185ZM220 264H221V262H220ZM222 264H223V263H222ZM226 264H227V263H226ZM228 264H231V263L228 262ZM236 264H237V263H236ZM248 264H249V263H248ZM250 264H252V263H250Z\"/></svg>", "mask_w": 264, "mask_h": 264}]
</instances>
